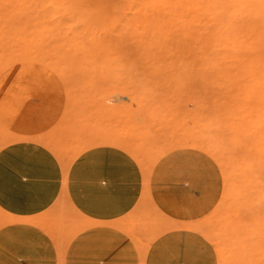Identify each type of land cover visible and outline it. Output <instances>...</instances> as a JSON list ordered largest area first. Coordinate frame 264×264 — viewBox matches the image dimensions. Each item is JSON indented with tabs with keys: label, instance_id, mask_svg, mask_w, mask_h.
<instances>
[{
	"label": "bare ground",
	"instance_id": "obj_1",
	"mask_svg": "<svg viewBox=\"0 0 264 264\" xmlns=\"http://www.w3.org/2000/svg\"><path fill=\"white\" fill-rule=\"evenodd\" d=\"M5 1H7V0H5ZM18 1V0H17ZM15 2V0H14V2H13V4L14 3H17L18 4V2ZM20 1H22V0H20ZM20 1H19V3H20ZM33 0H31V2H32ZM34 1H40V0H34ZM47 2V4L50 2V6L51 5H53L54 6V9H55V12L57 11H59V10H62L64 13L65 12H67L66 10H69V12H67V13H71V15H73L72 14V12H73V6H75V5H77V6H80V8L81 7H83V6H81L82 4H85V3H88L89 2V4H91L92 2H95L96 4H91L92 6V9L94 8L93 6H96L97 4H99V2H103V1H112L113 3H119V1L120 2H122V5H124V7H123V9L124 10H121L122 9V5L121 4H119V5H116V4H114V6L116 5V6H119V7H116L115 6V8L113 7L112 9H113V11L111 10V7L109 8V7H107V8H109L110 10L108 11L107 9H105L106 8V5H105V7L104 6H102L101 4V6L103 7L102 9L101 8H98L99 6H96L95 8L96 9H101V11L103 12V10H105V12H103L102 13V15L101 14H99L97 11L95 12V10L93 9V11L91 12V13H93V15H94V13H96V17H94V16H92V15H90V16H92V18H97V19H100V21L99 20H96V21H98V22H100L101 24L103 23V21H105V20H103L102 22H101V20L102 19H105L104 17H103V15H106V21L108 22V17L110 18V16H111V14H113V12H114V9H115V12L116 11H118L119 9L123 12V15H124V11L125 10H127V9H129V7H127V4L125 5V3L124 2H129L130 4L132 3V5L134 6L135 4H137V6H140L139 7V9L137 10V12L135 11L137 8H135V6L134 7H132L131 5V8H134V9H130L131 11H133L134 10V13L133 12H131V13H129L131 16H127L128 18H129V21L127 20V18H126V16H123L122 15V17L124 18H126V19H123V18H121V20H125V22H126V24H128L129 25V23L131 24V23H133V22H135L133 25H134V27H136V28H140V26L138 25V27H137V25L135 26V24H137L136 22L139 20V22H141V21H143L144 20V22H145V18L144 17H147V16H149V17H151V20L150 19H148V24H150L149 26H147V27H143V28H145L146 30L147 29H149V28H151V26H153L152 28L153 29H155V31L153 32V34L151 35V36H149V35H146L147 33H145V32H143V34L144 35H146L147 37H145L144 38V35L143 34H141V35H143V38L145 39H141V41L143 40L144 42H141L142 44H143V47L141 46V49H143V51H141V50H139L140 48H138V47H140V45L138 44V43H136L137 45V48L138 49H136L135 48V45H131L130 43L131 42H125L124 41V45H125V43L126 44H128V46L127 45H125L124 47L122 46L123 44H120V39H122L121 37H120V35H118V34H116V35H114V36H112V38L110 37V38H108L107 37V39L106 38H104L105 40H107V42H109L107 45H105L106 47H110V48H108L107 50H109V51H107L108 53H109V55L108 56H110V54H112V53H110V52H112L113 50L112 49H114V48H116L115 47V45H117V48H119V46H118V43H119V45L122 47V49H123V51H127V50H125V49H127V47H128V50L131 52V47L132 48H134V49H136V50H138V52L135 50V52H134V54L136 53L137 55H138V53L140 52H143L142 53V55L140 54V55H138V57L139 56H141V58L143 57V58H151L150 59V61H148L147 59V61L148 62H150V63H152V60H153V58L154 57H156V55L157 54H159V55H157V56H159L160 57V53L159 52H161V54H162V52H165V53H167L168 51H169V56H168V54L166 55L167 57H170L171 56V52H174L173 53V55H175V53L177 52V50L179 49L181 52L182 51H184L185 53H186V55H184V59H182V60H185V63H186V61L189 59V58H191V59H189V63H187V64H189L188 66L189 67H192V69H190V74H191V76H195V81H192L191 79V82H195V87H191V89L189 90V94H187L188 95V100L185 102L186 103V105L187 106H189V103H191V104H195L197 107H199V108H197L198 110L201 108V109H204L203 108V106L202 105H204V103H207L208 102V98H209V92L207 91V90H204V86H203V84L205 85V82L207 83V79H208V77L210 78V76H212V73H214L215 72V74H213V75H216L217 74V76L216 77H219L218 75H220V77L222 78V80L223 79H225V80H229L230 81V83H233L232 82V80H234V84H235V86H232V84H230V86L232 87V89H231V91L233 90L234 92L233 93H231L230 95H231V99H233L232 101L230 100V102H233V101H235L234 103L236 104V105H238V106H240L239 104H241V102L242 103H245L244 105H246V104H248V108H247V106H246V110L247 109H249L248 111H247V114L249 115V116H252V115H250L249 113H252V109H251V104L253 103V101H256V102H254L253 103V105H254V108H255V106H256V112L255 111H253V113L255 114H257V117H256V119H257V121H256V119L254 120L253 119V121H252V118H250L249 116H247V117H249L250 119H249V121L248 120H245V119H243V118H245L246 117V115H242L243 117H239L241 120H245V122H249V124H250V122L253 124V125H255V126H258V129H259V132H260V136H259V143H261L260 144V148L258 149V150H256V153H254V154H256V156H255V158L253 159V161L252 162H250L249 160H248V162H250V163H248L247 161H245V159L243 160V161H245V162H247V163H245L244 165H242L241 163L243 162V161H241V163H238V165L240 164V166H238L237 164L236 165H234L233 163H232V161H230L231 159H232V157L234 156V155H232L233 153V150H232V147H235V146H237L238 147V144L240 145V143L239 142H237L236 140L234 141V139L236 138V133H234L235 135H234V138H233V134H231V133H229V134H231V137H230V135L227 133V134H223L224 132H226V130L228 131L229 129H226V127L227 126H233L234 124H233V122L231 123L232 125H227V124H222L221 122L220 123H218L219 122V119H217L218 120V124H220L221 126H220V129H223V126H225V125H227L224 129H225V131H221L219 128H218V133L217 132H215L216 130H217V127H215V128H213V129H211V127H212V125L214 126V123H216V122H214L213 123V120H212V122H211V124L209 125V127H210V131H212V132H208V131H201V134H202V137H200L201 136V134L200 135H198V132H200L199 130H201V129H199V128H197V129H199L198 130V132L197 131H195V132H197L196 133V135H195V133H194V131H193V129H192V131H193V133H194V135H192V134H190V133H188L187 134V131L189 130L188 128L190 127L191 128V124L188 126L187 124H186V126H188L187 127V131L184 133H181L182 131H185V130H182L183 128H184V125L185 124H183V127L182 128H180L179 129V127H177L178 125H176L174 122H170L171 120L173 121V119H175V118H172L171 120H169V122L170 123H168V124H166V125H169V124H175V126L177 127V131L179 132V131H181V132H179V133H177V131L175 130V134H174V130L173 131H171V132H173V133H171L170 131H168V129H167V131H166V129H165V127H164V124H161L162 125V128L164 127V129L165 130H163V129H161L160 127H159V131L160 132H158V129L157 130H153V129H151V128H155L156 129V127H152V126H154V125H150L149 126V129H151V130H149V129H147L146 128V125H145V123H147V125H148V122L147 121H149V120H151V118H149L148 116H149V114H150V106H152V105H148V104H142L141 102V104L140 105H138L137 103L136 104H133L134 106L136 105V108H137V105L139 106L138 108H139V110H141L142 111V113H141V111H140V113L142 114H140V113H137V114H140V116H142L141 118L140 117H138V115H136V114H133V116H130V117H127L128 116V114L130 115L131 113H126V111L123 109V108H120L122 111H125V113L126 114H122L121 116H125V115H127V116H125V120H123V124H125V121H126V123H128V125H126V128H124L123 127V129H125V132H124V134H117V131H113L112 132V128H110V131L111 132H108L109 131V129H108V131H106L107 130V128H108V126L106 127V129L104 130V128L103 127H100L102 124L104 125V127H105V119H103L104 120V123L102 122V121H100L101 119H99V121H98V119H97V124H98V122H102V124L101 125H98L100 128H103V129H100L98 126V128L100 129V130H96V129H94V128H96V126L95 127H93L92 125V127H93V129L94 130H96V132H94V133H86V132H88L87 131V129L89 130V128L91 129V127L89 126L87 129H86V132L85 131H81L80 129H82V128H80V129H78L79 131H75L74 133L73 132H71V133H73V134H75L76 133V135H74V136H69L68 137V131H67V135L66 136H62V135H60V133L58 134L61 138L63 137V138H65V139H63V140H61V142L59 143V142H57V141H59L58 140V138H57V135H53V133H55L56 134V131H60V130H56L55 129V131L53 132V133H51L52 135H51V137L53 136V137H55L54 139H57V140H55L57 143H55L52 139H49V138H47V136L44 134H40L39 132H41V131H43V128H44V126H43V128H42V130H40V129H38V130H40L39 132H36V131H33L32 129H22V127H21V129H19V131H17V129L19 128V126L21 125V123L20 122H17L18 124H20V125H18V124H15L16 126H17V128L15 127V129L13 130V131H17V133H16V131H15V134L16 135H12V132H11V135L10 134H8V135H10V137H8V140H5L6 138L4 137V136H6L7 134H4V133H2L3 132V130L1 129L0 130V147H3V145L5 146V144H7V143H9V142H11V141H15V140H21V139H31V140H36V141H38V142H41V144H43V145H45L46 147H48L50 150H51V152L53 151V153L55 154V156H57V158H58V160H59V162H60V164H61V166H62V170H63V173H64V175H66V173H67V169H68V167H69V165H70V163H71V161L78 155V154H80V152L81 151H83L84 149H86V148H88V147H91V146H94V145H97V144H108V145H114V146H117V147H119V148H121V149H123L124 151H126V152H128L136 161H137V163L139 164V166H140V168H141V170H142V173H143V191H142V194H140L141 195V197L139 198V201L137 202V204L135 205V207L130 211L131 212V215H132V213H134L136 210H137V208L140 206V204H142L145 200H148L150 203H151V205H152V207H153V210L155 211V213L156 214H158V215H160L161 217H163L164 218V220L159 224V226L158 225H156V224H153L149 229H147V231L145 232V242L143 243L142 241H141V239L139 238V237H134V236H132L130 233V231H131V229L132 228H134L135 227V225L133 224V225H131V224H128L129 222H128V220H129V218H130V216H129V214H130V212H129V214H126L125 216H123V217H120V218H117V219H114V220H109V221H101V220H95V219H91V218H89V217H87V216H85V215H83L81 212H79L73 205H72V203L67 199V196L65 195V192H61V194L59 195V197L57 198V200H56V202L54 203V205L52 206V207H50L49 209H47V210H45V211H43V212H40V213H38V214H35V215H29V216H25V215H14V214H11V213H8L7 211H5V210H3L1 207H0V234H1V241H2V243L3 244H5V245H7L8 247L10 246V247H16V246H23V247H26V250H25V252H26V254H27V256L24 258L25 260L23 261V263H21V264H35V262L33 261V260H35V258H38V257H43V256H45V255H47L48 254V252H46L45 250H46V248H45V246H47V245H56L57 243H58V240H60L59 238H57L56 237V234H55V230H54V227H50L51 225H48L51 221H52V219L54 218V217H59V221L61 220V218H62V221H63V225H64V222L66 221V220H64L63 219V217L65 218L66 217V215H67V213H65V216L63 215V213H61V211H63V208H62V206H61V203L62 202H64V203H66V205H67V207H68V212L70 213V214H72V215H74L75 216V218H78V221L76 222V223H73L72 221H70V223H72V228H71V230H69L70 232H69V235H68V239H67V242L69 243L70 241H72V240H74L75 242H78V241H80L81 240V242H83V244H82V247L79 249V250H81V252L82 251H85V252H90V251H95L98 255H101V259L99 260L100 262H102L103 264H144V259H145V255H146V252H147V249H148V247H149V244H150V242L153 240V239H155L160 233H162V232H164L165 230H167V229H170V228H173V227H188V228H191V229H193V230H196V231H198V232H200L204 237H206L211 243H212V245H213V247L216 249V258H217V264H264V0H46ZM49 1V2H48ZM115 1V2H114ZM11 2V1H10ZM9 2V3H10ZM26 2H28V3H26ZM25 3L27 4V6L29 5V1H26ZM42 3H40V4H42V7H43V4H45V3H43V2H45V1H41ZM1 3H3V0L2 1H0V5H1ZM8 3V2H7ZM23 3H24V1H23ZM24 3V4H25ZM34 3V2H33ZM32 3V4H33ZM37 2H35V4H36ZM113 3L111 4V5H113ZM134 3V4H133ZM25 4V5H26ZM32 4H30L29 6L30 7H32L31 5ZM34 4V6H33V8H36V10H37V8L38 7H40V4H38V7L36 6ZM89 4H86V5H89ZM8 5V4H7ZM15 5V4H14ZM19 5V4H18ZM21 5V4H20ZM19 5V6H20ZM23 5V4H22ZM46 5V4H45ZM129 5V4H128ZM11 6V5H10ZM25 7V10H26V8H29V11H31V9L32 8H30V7ZM36 6V7H35ZM48 6V5H47ZM46 6V7H47ZM53 6H52V8H53ZM108 6V5H107ZM15 7H17V6H15ZM45 7V8H46ZM91 7L90 6H88V8H85V5H84V11H83V13L85 12V9H86V11L88 10V9H91ZM121 7V8H120ZM127 9H126V8ZM3 8H5V7H3ZM11 8V7H10ZM22 8V7H21ZM45 8H44V10H45ZM50 8V7H49ZM48 8V9H49ZM79 8V9H80ZM118 10H117V9ZM17 9V8H16ZM19 9V8H18ZM24 8H22V10H23ZM43 9V8H42ZM47 9V8H46ZM54 9H52V10H54ZM25 10H23V11H25ZM28 10V9H27ZM32 10H34L35 11V9H32ZM51 10V9H50ZM50 10H49V15L51 14V13H54L53 11H51L50 12ZM75 10V9H74ZM82 10V9H81ZM107 10V11H106ZM148 10H152L151 12L150 11H148ZM12 11V10H11ZM20 11H21V9H20ZM23 11H21L22 12V15H23ZM28 11V13L31 15V16H29V14H28V17H32V14L34 13V11H33V13L32 12H29ZM42 10H39L38 12H41ZM46 11V10H45ZM90 11V10H89ZM88 11V12H89ZM100 11V10H99ZM121 11H120V13H121ZM143 13H142V12ZM3 12V11H2ZM17 12H19V11H17ZM21 12L19 13V14H21ZM81 13H82V11H80ZM80 12H77V10L75 11V14H74V16L76 15L77 16V14H80L81 15V13ZM107 12V13H106ZM112 12V13H111ZM145 12V13H144ZM149 12H150V14H151V16H150V14H149ZM3 13H5V11L3 12ZM13 13L15 14V12H14V10H13ZM27 13V12H26ZM32 13V14H31ZM35 13H37V11L35 12ZM46 13H48V11L46 12ZM60 13H61V11L59 12V15H60ZM91 13H89V14H91ZM18 14V15H19ZM24 14H25V12H24ZM43 14H45V13H43ZM43 14H42V12H41V15L43 16ZM57 14V13H56ZM55 14V15H56ZM97 14H99L100 16L99 17H103L102 19L101 18H98L97 16ZM115 14V13H114ZM113 14V15H114ZM122 14V13H121ZM135 14H137L136 16H135ZM149 14V15H148ZM154 14V16L152 17V15ZM0 15H1V11H0ZM6 15V14H5ZM8 15H10V16H12V14H8ZM38 15H39V13H38ZM38 15H37V17H38ZM62 15V14H61ZM60 15V16H61ZM66 15V13L64 14V16ZM70 15V14H69ZM68 14L66 15V18L69 16ZM70 15V16H71ZM108 15H110V16H108ZM112 15V17L113 18H111V19H113L112 21H115L114 20V18L116 19V17L118 18V15H117V13L115 14V16H113ZM117 15V16H116ZM144 15V16H143ZM2 16V18H3V15H1ZM0 16V17H1ZM9 16V17H10ZM16 16V15H15ZM27 16V15H26ZM54 15H52V16H50L51 18L53 17ZM64 16H62V17H64ZM69 16V17H70ZM75 16V17H76ZM79 16V15H78ZM87 15H86V13H85V16H84V14L82 15V17L84 18V17H86ZM89 16V15H88ZM121 15H119V17H120ZM142 16L144 19H142V18H140V17ZM175 16V17H174ZM178 16H179V18H180V21L179 22H173V21H175V19L177 20L178 19ZM24 17H25V15H24ZM27 17V18H28ZM34 18H35V15L33 16ZM33 17H32V20L33 21H36V19L34 20L33 19ZM36 17V18H37ZM40 17V16H39ZM38 17V19L40 20H42V22L43 23H45V22H48L49 20H48V14H47V20H44L43 21V17H41V18H39ZM45 17H46V15H45ZM50 17H49V19H50ZM55 17V16H54ZM69 17H68V21L65 19V17H64V21L66 20L67 21V23L68 22H72V20L71 21H69ZM71 17H73V16H71ZM81 16H79L78 18L79 19H81L80 18ZM134 17L136 18V19H134ZM149 17H147V18H149ZM6 18V17H5ZM11 18V17H10ZM16 18H17V16H16ZM15 18V19H16ZM27 18H25V19H27ZM57 18H60L59 16H57ZM82 18V20L80 21V23L81 22H83L84 21V19ZM90 17H87V20L89 19ZM131 18V19H130ZM132 18H133V20H132ZM137 18H139L138 20H137ZM20 19V18H19ZM19 19H17V20H19ZM30 19V18H29ZM37 19V20H38ZM46 19V18H45ZM55 18H53V20H54ZM73 19V18H72ZM111 19H109V20H111ZM140 19H142V20H140ZM152 19H154V20H152ZM0 20H2V19H0ZM12 20V19H11ZM20 20H23V16H22V19H20ZM74 20V22L75 21H77L76 20V18L75 19H73ZM86 20V21H87ZM118 20V19H117ZM116 20V21H117ZM132 22H131V21ZM135 20V21H134ZM137 20V21H136ZM147 20V19H146ZM150 20V21H149ZM3 21V20H2ZM15 21V20H14ZM13 21V23L14 24H18L19 25V22L18 23H16V21L14 22ZM30 21H31V19H30ZM52 21V20H51ZM55 21V20H54ZM60 21V20H59ZM62 21V20H61ZM111 21V22H112ZM22 22V21H21ZM32 22V21H31ZM38 22H40L41 24H42V22L41 21H38ZM37 22V23H38ZM56 22H57V24L55 23V22H53V26H54V24H56V25H58L59 26V24H58V21L56 20ZM85 22V21H84ZM83 22V25H85V24H87V23H84ZM110 22V21H109ZM108 22V23H109ZM117 22H120V24H121V26L118 24V26H117V28L119 29L120 27H121V29L123 28V26L125 25V27H124V30L123 31H128L129 33H132V32H134V33H132V34H137V31L136 30H139V29H136L135 28V30L133 31L132 30V24L128 27V26H126V24L125 23H123L122 21H120V20H118ZM147 22V21H146ZM6 23H7V21H6ZM10 23V22H9ZM9 23H7V25H9ZM25 23V22H24ZM23 23V24H24ZM32 23H34L33 25L35 26V22H32ZM48 23H51L50 21L48 22ZM61 23V27H62V25H64L62 22H60ZM65 23V22H64ZM69 23V24H70ZM73 23V22H72ZM72 23H71V25H72ZM78 23V22H77ZM95 23V22H94ZM113 23V22H112ZM111 23V24H112ZM115 23V22H114ZM113 23V24H114ZM123 23V24H122ZM142 23V22H141ZM0 24H1V22H0ZM11 24V23H10ZM27 24V23H26ZM30 25H31V23H29ZM88 24H89V22H88ZM91 24V23H90ZM89 24V26H87L86 25V30H87V28L89 27V28H91L92 27V25L93 24H91L90 25ZM109 25L110 26V28H108L107 26H106V28H107V30H109V31H112L111 33H119L118 31L120 30L121 31V29H119V30H117V28H115V27H112V25ZM116 24V23H115ZM13 25V24H12ZM28 25V24H27ZM29 25V26H30ZM39 25V24H38ZM45 25L47 26L48 24H46L45 23ZM44 25V26H45ZM74 25H76V24H74ZM80 25H82V23L80 24ZM80 25H79V23H78V25H77V27H79L78 28V30H76V26L74 27V29L76 30H74V32H78L79 31V29H81V27H80ZM97 25V24H96ZM123 25V26H122ZM22 26V25H21ZM49 26H50V24H49ZM48 26V27H49ZM65 26H67L66 24H65ZM70 26V25H69ZM94 26V25H93ZM101 26V27H100ZM100 26H98V27H100L99 29L96 27L95 29H98L97 31L99 32L100 31V29H102V26H104L105 27V24L103 25H100ZM120 26V27H119ZM5 27V26H4ZM56 27V30H59V28L60 27H57V26H55ZM83 27V26H82ZM103 27V28H104ZM111 27L113 28V30H111ZM6 28V27H5ZM8 28H10V27H8ZM13 29H14V27H12ZM28 28V27H27ZM35 28H39V26H37L36 25V27ZM34 28V29H35ZM40 28H42L41 26H40ZM39 28V29H40ZM46 28V27H45ZM44 27H43V29H44V32H45V30H47V29H45ZM50 28V27H49ZM48 28V29H49ZM58 28V29H57ZM64 28H66V27H64ZM69 28V27H68ZM83 28V29H84ZM105 28V29H106ZM115 28V29H114ZM126 28H127V30H126ZM129 28H131V31L132 32H130V29ZM2 29V28H1ZM21 29H22V27H21ZM24 29V28H23ZM26 29V28H25ZM24 29V30H25ZM29 29H30V27H29ZM33 28L31 29V30H34ZM51 29V28H50ZM50 29H49V32L50 33H52L51 31H50ZM67 29V28H66ZM70 29V28H69ZM68 29V30H69ZM85 29H84V31H85ZM93 30L92 31H94V27L92 28ZM104 29V30H105ZM140 29H142V28H140ZM3 30V29H2ZM38 30V29H37ZM55 29L53 30V31H56ZM61 30V29H60ZM59 30V31H60ZM67 30V31H68ZM90 30V29H89ZM106 30V31H107ZM114 30H117V32H113ZM143 30V29H142ZM142 30H139V31H142ZM18 31V30H17ZM21 31V30H20ZM26 31V30H25ZM28 31V30H27ZM42 31V30H41ZM83 31V30H82ZM82 31H80V34H81V32ZM83 31V32H84ZM91 30H90V32H88V31H85L84 33L86 34V32H88L89 34L92 32ZM123 31H122V33H123ZM1 32V31H0ZM4 32H5V30H4ZM12 32H13V30H12ZM16 32V31H15ZM28 32H30V31H28ZM35 32H36V30H35ZM39 32V31H38ZM48 32V31H47ZM63 31H60L59 33H62ZM71 32H72V30L71 31H69V33H68V35L70 34V35H72L71 34ZM74 32H72L73 33V35H72V37H74V38H70V40H68L69 42H71L73 39L74 40H78V38L81 36H79V34H77V36H79V37H77L76 36V33H74ZM95 32V31H94ZM108 32V31H107ZM16 33H19V31L18 32H16ZM21 33H23V32H21ZM25 33V32H24ZM24 33L22 34V35H24ZM105 33V32H104ZM103 33V34H104ZM110 33V32H109ZM7 34V33H6ZM14 33H12V35H13ZM27 34V33H26ZM41 34H42V32H41ZM53 34H55V35H57L56 33H53ZM62 34H64V32L62 33ZM65 34H66V32H65ZM83 34V33H82ZM89 34H86V35H89ZM103 34H101V35H103ZM131 34V35H132ZM138 34H140V33H138ZM137 34V35H138ZM11 35V36H12ZM18 35V34H17ZM21 34H20V36L19 37H21L22 36ZM47 35V34H46ZM61 34H59V36H60ZM93 35V34H92ZM92 35H90V36H92ZM105 35V34H104ZM124 35V34H123ZM194 35V36H193ZM5 36V35H4ZM10 36V35H9ZM15 36V35H14ZM35 36V35H34ZM39 36H41L40 34H39ZM67 36V35H66ZM77 38H76V37ZM89 36V37H90ZM98 36V35H97ZM97 36H95V37H97ZM115 36H117V37H120L119 39L118 38H114ZM125 36V35H124ZM128 36V35H127ZM130 36V35H129ZM140 35H138V37H139ZM38 37V36H37ZM45 37V36H44ZM44 37H41V39H40V41H38V42H35L34 41V37H33V35H31V34H29V35H25V37H21L20 38V40H19V42L22 44V45H24V46H26V47H30V48H32V50L33 51H35V50H37V49H39V46H41V45H43V40H42V38H44ZM69 37V36H68ZM82 37H83V35H82ZM81 37V39H83L84 40V38H82ZM93 37H94V35H93ZM100 37H102V36H100ZM158 37V41H159V44H158V46L156 47L155 45H157L156 44V41L154 40L155 38H157ZM180 37L182 38V39H180ZM65 38V37H64ZM67 38V37H66ZM86 38H88V37H86ZM99 38V37H98ZM114 38V39H113ZM142 38V37H141ZM146 38H147V40H146ZM162 40H161V39ZM1 40H0V70L2 71L3 70V65H4V61H6L5 60V58H4V51H3V49L4 50H7V49H5L6 47H4V48H2V46L4 45V41L3 40H6L7 39V37H6V39H5V37H4V39H3V35H2V37L0 38ZM45 39H47V38H45ZM44 39V40H45ZM62 39V38H61ZM61 39L59 40V41H61ZM68 39V38H67ZM67 39H65V41L67 40ZM72 39V40H71ZM80 39V38H79ZM108 39H110V40H108ZM131 39H135V37L134 38H131ZM131 39L129 40V41H131ZM160 39V40H159ZM193 39H195V40H193ZM13 40V39H12ZM16 40V39H15ZM38 40V39H37ZM53 40H54V42H52V43H57L58 42V40H56V38H54L53 37ZM52 40V41H53ZM64 40V39H63ZM76 40V41H77ZM93 40H94V38H93ZM92 40V41H93ZM116 40H119V41H117L116 42V44H114L115 43V41ZM123 40V39H122ZM140 40V39H139ZM181 40V41H180ZM7 41H9V39L7 40ZM10 41H11V38H10ZM80 41V40H79ZM78 41V42H79ZM88 41H89V39H88ZM96 41V40H95ZM97 41H99V39L97 40ZM101 41V40H100ZM111 41V42H110ZM113 41V42H112ZM134 41V40H133ZM160 41H164V42H166V44L167 45H169V47L167 46V45H162V46H159L160 45ZM19 42H18V44H19ZM50 42V41H49ZM64 43V41H61V43ZM69 42H67V43H69ZM80 42H82V41H80ZM79 42V43H80ZM102 42H104V41H102ZM134 42H136V40L134 41ZM138 42V41H137ZM17 43V42H16ZM60 42H58L57 43V45H60L59 44ZM62 43V44H63ZM66 43V42H65ZM78 43V44H79ZM83 43H85V45H86V51H85V49H84V51L85 52H87V49L88 48H92V47H90V46H92V45H95V44H91V43H88L87 41H83ZM86 43H88V44H86ZM93 43V42H92ZM101 43V42H100ZM122 43V42H121ZM9 44H10V42H9ZM15 44V43H14ZM17 44V45H18ZM49 44V43H48ZM69 44H75L74 43V41H73V43H69ZM69 44H65V45H68V46H70ZM106 44V43H105ZM114 45V47H112L113 45ZM141 44V45H142ZM153 44H155V45H153ZM177 45V47H179V48H175V49H177L176 50V52L175 51H173V45ZM72 45V46H73ZM76 45V44H75ZM74 45V47H76V49H77V46H75ZM85 45H84V47H85ZM89 47H88V46ZM104 45V44H103ZM175 45V46H176ZM212 45H215L214 46V50H213V48H211V47H213ZM220 46L219 48L217 47V46ZM8 46V45H7ZM19 46V45H18ZM17 46V47H18ZM72 46H70L71 48H74V47H72ZM81 46V45H80ZM83 46V45H82ZM99 45H97V48H101L100 46L98 47ZM127 46V47H126ZM165 46V47H164ZM21 47V46H20ZM46 47V46H45ZM61 47V46H60ZM60 47H59V49H60ZM88 47V48H87ZM94 47V46H93ZM121 47H120V49H121ZM162 47H164V48H166V49H164V48H162ZM13 48V47H12ZM29 48V49H30ZM51 48V47H50ZM58 48V47H57ZM63 48H64V46H63ZM78 48H79V46H78ZM18 49V48H17ZM24 49V48H23ZM44 49V48H43ZM52 49H53V47H52ZM94 49V48H93ZM93 49H91V50H93ZM95 49H96V47H95ZM120 49H118L119 51V55H118V57L117 58H121V55L122 54H120V52L121 53H124V52H122ZM168 49V50H167ZM184 49V50H183ZM198 49V50H197ZM66 50V49H65ZM104 49H102L101 51L103 52V57H104V51H103ZM105 50H106V48H105ZM115 50V49H114ZM164 50V51H163ZM178 50V52H180ZM20 51H22V50H20ZM24 51L25 52H29V51H26L25 49H24ZM38 51V50H37ZM40 51L41 50H39V53H40ZM44 51H45V49H44ZM46 51H49L48 50V48L46 49ZM53 51H54V49H53ZM52 51V52H53ZM57 51L59 52V50L57 49ZM72 51H74L73 49H72ZM96 51H98V49H96ZM95 51V53H97ZM100 51V50H99ZM100 51V56L102 55V52ZM129 51H127L128 53H125V54H127V56H128V54H129ZM171 51V52H170ZM4 52V53H3ZM14 52H16V51H14ZM25 52H22L23 54L25 53ZM42 52L43 51H41V55H42ZM66 52H67V50H66ZM76 52H78V51H76ZM80 52V51H79ZM84 52V53H85ZM89 52V51H88ZM92 52V51H91ZM114 52V51H113ZM117 51H116V54L118 53ZM177 52V53H178ZM181 52L179 53L180 55H181V57H182V54L184 53H182L181 54ZM30 54H28V55H23L24 57L26 56H28L27 58H31V52H29ZM33 53V52H32ZM37 53V52H36ZM46 52H44V54H45ZM47 53H49V52H47ZM51 53V52H50ZM56 53V52H55ZM55 53H53V54H55ZM62 53V52H61ZM64 53H65V51H64ZM72 53V52H71ZM81 53V52H80ZM84 53H81V57H82V55H84ZM94 53V52H93ZM105 53H106V51H105ZM165 53H163L162 54V57H164V59H166L165 58ZM12 54H14V53H12ZM16 54V53H15ZM14 54V55H15ZM26 54V53H25ZM44 54L42 55V56H44ZM52 54V53H51ZM74 54V53H73ZM77 54V53H76ZM76 54L74 55L75 57H73V58H76ZM87 54V53H86ZM90 54V53H89ZM97 54H99V53H97ZM116 54H114V55H116ZM179 54H176V58H173L172 56V60H176L177 61V55H179ZM223 54V55H222ZM9 55V54H8ZM13 55V56H14ZM36 56L38 55V54H35ZM40 54H39V56H38V58L41 56ZM46 56H47V54H45ZM130 55V54H129ZM132 55V54H131ZM137 55L135 56L134 55V57H131V58H135V59H133L134 61L133 62H135V60H136V62H141V61H138V59H140V58H138L137 59ZM222 55V56H221ZM12 56V55H11ZM13 56L11 57V59L13 58ZM18 56H19V54H18ZM30 56V57H29ZM36 56H35V58H36ZM59 56V55H58ZM57 56V57H58ZM100 56L99 57H97V58H100ZM123 56H124V54H123ZM33 57H34V55H33ZM32 57V58H33ZM78 57V56H77ZM80 56L77 58V59H80L81 58ZM94 57H95V54H94ZM93 57V58H94ZM115 57V56H114ZM114 57H112V58H114ZM162 57H160V60H162ZM178 57H180V56H178ZM180 57V58H181ZM20 56H19V60H20ZM31 58V59H32ZM34 58V59H35ZM47 58V57H46ZM49 58V57H48ZM53 58V57H52ZM61 58V57H60ZM91 58V57H90ZM96 58V59H97ZM101 58H102V56H101ZM111 58V56L107 59L106 58V60H108V62L109 61H111V62H113L114 61V59L116 58H114V59H110ZM116 58V59H117ZM128 59V61L125 59V58H123V62H124V60L126 61V62H128L129 63V66H130V64H131V58H129V56L127 57ZM157 58V57H156ZM156 58H155V60H156ZM11 59H9V60H11ZM41 59V58H40ZM43 59H45V58H43ZM42 59V62L44 61ZM58 59H59V57H58ZM69 59V58H68ZM68 59H65V60H67L68 61ZM95 59V58H94ZM105 59V58H104ZM115 59V60H116ZM122 59V58H121ZM120 59V60H121ZM159 59V58H158ZM19 60H18V62H19ZM51 60H53V59H51ZM54 60H56V59H54ZM61 60H62V58H61ZM64 60V61H65ZM82 60V59H81ZM84 60V59H83ZM89 60H91V59H89ZM101 60V59H100ZM106 60H105V62H106ZM160 60H157L158 62L160 61ZM167 60H168V58H167ZM169 60H171V59H169ZM172 60L169 62V63H173L172 62ZM179 60H181V59H179ZM12 61V60H11ZM10 61V62H11ZM15 61V60H14ZM22 61H24V62H22ZM22 61H20L19 62V64H16V65H21V64H23L24 63V65H26V63L28 62V61H26V60H22ZM32 61V60H31ZM39 61V60H38ZM37 61V62H38ZM63 61V62H64ZM66 61V62H67ZM103 61V60H102ZM118 61H119V59L115 62V64H119V63H121L122 64V68H127L126 67V65L128 66V64H126L125 66H124V64H123V62H122V60L121 61H119V63H118ZM146 61V64L145 65H150V63L149 64H147L148 62ZM157 61L155 62L154 60H153V64L154 63H156V64H158L157 63ZM15 62H17V61H15ZM14 62V63H15ZM26 62V63H25ZM33 62V61H32ZM52 62V61H51ZM78 62H81V61H78ZM97 62V61H96ZM100 62V61H99ZM104 62V61H103ZM133 62H132V64H131V66H133V65H135V64H133ZM143 62H145V61H143L142 60V62H141V64L143 63ZM165 62H166V60H165ZM40 64H41V62H39ZM38 63V64H39ZM58 63V62H57ZM88 63V62H87ZM98 63V62H97ZM107 63V62H106ZM161 63V62H160ZM158 64V65H155V67H154V69H155V74L157 75V76H161V69H164V68H161V67H163L164 65L161 63V64ZM169 63H167V64H169ZM178 63H179V61H177V65H178ZM6 64H7V62H6ZM32 64H34V63H32ZM43 64H45V63H43ZM53 64H54V62H53ZM94 64V63H93ZM103 64V63H102ZM102 64H100V66H98V64L96 65L97 67H100V69H98V68H96V66L94 67V68H90V69H94V71H98L101 75H103V73H101V65ZM114 64V65H115ZM140 64V65H141ZM152 64V65H153ZM174 64V63H173ZM172 64V65H173ZM184 64V63H183ZM180 65L179 67V69H182V70H184V69H187V64L185 65L186 66V68L184 67V65ZM197 64H199L198 66H200L199 68H195V65L197 66ZM223 64V66H221V68H220V65H222ZM10 65V64H9ZM14 65V64H13ZM13 65H12V67H13ZM63 65H65V64H63ZM89 65H91V64H89ZM108 65H110V63L108 64ZM108 65H106V67L108 66ZM163 65V66H162ZM171 65V64H170ZM175 65V64H174ZM177 65L175 66V67H177ZM219 65V66H218ZM7 66V65H6ZM28 67H29V64L27 65ZM30 66H31V64H30ZM36 66H37V64H36ZM48 66V65H47ZM55 66H58V64L57 65H55ZM80 66H81V64H80ZM84 66H86V64L85 65H83V67ZM88 66V65H87ZM103 68H106L105 67V63L103 64ZM119 66V65H118ZM124 66V67H123ZM136 66V65H135ZM151 66V65H150ZM149 66V67H150ZM169 66V65H168ZM8 67V69H12V67L11 68H9V66H7ZM6 67V68H7ZM14 67H16L15 65H14ZM14 67H13V69L12 70H7V73L9 74H11L12 75V72H14L15 70H14ZM25 67V66H24ZM23 66H21V68L23 69L24 68ZM41 67V66H40ZM43 67V66H42ZM77 67V66H76ZM82 67V68H83ZM120 67V66H119ZM148 67V68H149ZM166 68H167V65L165 66ZM171 67V66H170ZM174 67V66H173ZM174 67V68H175ZM17 68H20V67H18L17 66ZM26 68V67H25ZM34 68H36V67H34ZM48 68V67H47ZM52 68H53V66H52ZM55 68V67H54ZM63 68V67H62ZM72 68V67H71ZM95 68H96V70H95ZM111 68H113L112 66H111ZM110 68V69H111ZM124 68V69H125ZM131 68V67H130ZM129 67H128V70L130 69ZM143 68H145V66L143 67ZM152 68V67H151ZM169 68V67H168ZM167 68V69H168ZM174 68H172L171 70L173 71L174 70ZM4 69H5V66H4ZM33 69V68H32ZM59 69V68H58ZM76 69H78V68H76ZM84 69H86L85 67H84ZM83 69V70H84ZM108 69V68H107ZM121 69V68H120ZM119 69V70H120ZM133 69H135V68H131V71H130V74L132 75L134 72H132V70ZM136 69H137V66H136ZM142 68H138V70H141ZM146 69H147V67H146ZM178 69V75H180V77H181V73L182 74H184L185 75V73H186V71L184 70L183 72L181 71V70H179ZM6 70H4V73H5V75L7 74L6 73ZM20 70V69H19ZM38 70V67H37V69H35V71H37ZM49 70H50V68H49ZM48 70V71H49ZM80 70H81V67H80ZM88 70V69H87ZM87 70H86V72H87ZM114 70H116V67H115V69ZM126 70V69H125ZM137 70V71H138ZM148 70V69H147ZM146 70V71H147ZM152 70V69H151ZM176 70H177V68H176ZM188 70V69H187ZM8 71H12V72H8ZM24 71V70H23ZM41 71H42V69H41ZM41 71L39 70L38 72V78H39V75H40V73H41ZM64 71V70H63ZM77 71V70H76ZM85 71V70H84ZM104 71H106V69L104 70ZM104 71H102V72H104ZM123 71V70H122ZM150 71V70H149ZM154 71V70H153ZM164 71V70H163ZM162 71V72H163ZM167 71V70H166ZM179 71H181V73L179 72ZM206 72V73H202V72ZM16 72V71H15ZM14 72V73H15ZM30 72H32V71H30ZM55 72V71H54ZM59 72V71H58ZM57 72V73H58ZM74 72H75V69H74ZM81 72H83V71H81ZM108 72H109V70H108ZM111 72V71H110ZM109 72V75L111 74V76H112V78L114 79L115 78V76H116V74L113 76L112 75V72L110 73ZM119 72V71H118ZM175 72V71H174ZM173 72V73H174ZM217 72V73H216ZM17 73V72H16ZM19 73V72H18ZM29 72H27L26 73V75L28 74ZM42 73H43V71H42ZM48 73V72H47ZM89 73H90V71H89ZM88 73V74H89ZM114 73H116L115 71H114ZM113 73V74H114ZM128 73H129V71H128ZM147 73H149V72H147ZM152 73H154V72H152ZM151 73V74H152ZM166 73V72H165ZM167 73H170V71L169 72H167ZM201 73L203 74V75H201ZM1 74V77H2V75H4L3 74V72L2 73H0ZM7 74V75H8ZM20 75H21V73H19ZM19 74H17L18 75V78H20L19 76ZM23 74V73H22ZM35 74V73H34ZM46 74V73H45ZM52 74H54V73H51V77H52ZM65 74H67L66 72H65ZM70 74V73H69ZM73 74H75V73H73ZM83 74V73H82ZM81 74V75H82ZM87 74V75H88ZM93 74H97V72H95V73H93ZM99 74V79L100 80H102V77L104 76H101ZM121 74V73H120ZM120 74H118L117 73V75H118V77H120L121 78V76H122V74L120 75ZM137 74V73H136ZM139 74V73H138ZM137 74V75H138ZM140 74L142 75V77H143V74H142V70H141V72H140ZM195 74V75H194ZM205 74V75H204ZM17 75H13V76H17ZM25 74H24V76H26ZM43 75H44V73H43ZM50 75V74H49ZM61 75V74H60ZM78 75V74H77ZM107 73H106V77L105 78H107L108 76H109ZM120 75V76H119ZM125 75V74H124ZM126 75H129V74H126ZM134 75V74H133ZM129 76L130 78H131V81H133L134 82V80H138V82H139V77H136V75L135 76ZM148 74H146V76H147ZM155 75V76H156ZM164 75V74H163ZM168 75V74H167ZM178 75H176V76H178ZM188 75V74H187ZM186 75V76H187ZM8 76H10V75H8ZM42 76V75H41ZM40 76V77H41ZM48 76V75H47ZM57 76H59V75H57ZM149 76V75H148ZM175 76V77H176ZM0 77V78H1ZM5 77V76H4ZM27 77V76H26ZM30 77H32V78H34L33 77V75H30ZM44 77V76H43ZM49 77V76H48ZM54 77V76H53ZM52 77V78H53ZM61 77V76H60ZM67 77V76H66ZM93 77V76H92ZM98 77V76H97ZM101 77V78H100ZM118 77H116V78H118ZM127 77V76H126ZM136 77V79H134ZM144 77H145V75H144ZM151 77V76H150ZM154 77V76H153ZM172 77V75H170L169 77H168V79H170ZM219 77V78H220ZM37 78V77H36ZM80 78V77H79ZM84 79L85 80V78L84 77H81V79ZM104 77H103V80L105 79ZM111 78V79H112ZM115 78V79H116ZM156 78V77H155ZM159 78V77H158ZM165 78V77H164ZM184 78V77H183ZM189 78V76L187 77V79ZM192 78V77H191ZM213 78V77H212ZM214 78H215V76H214ZM219 78H217V79H215V80H218ZM27 79V78H26ZM26 79H25V81H26ZM41 79V78H40ZM43 79V78H42ZM41 79V80H42ZM56 79H59V78H56ZM61 79V78H60ZM86 79H87V77H86ZM90 79V78H89ZM95 79H97L96 77H95ZM95 79H94V81H95ZM110 79V77H108V79L107 80H111ZM114 79V80H115ZM126 79H128L129 80V78H126ZM125 79V80H126ZM134 79V80H133ZM146 80H147V77L145 78ZM153 78H151V80H152ZM185 79V78H184ZM193 79V78H192ZM1 80L2 79H0V83H1ZM8 80V79H7ZM21 80H23V78L21 79ZM28 80V79H27ZM29 80H30V78H29ZM32 80V79H31ZM30 80V81H31ZM35 80V79H34ZM43 80H46V79H43ZM71 79H70V77H69V81H70ZM92 80V78L89 80V81H91ZM98 80V79H97ZM118 80H120L121 81V79H118ZM156 80H157V78H156ZM161 80V79H160ZM181 79H179V81H180ZM210 80H211V78H210ZM215 80H213V81H215ZM222 80H220V81H222ZM24 80H23V82H25ZM30 81H28V82H30ZM48 82H50L49 80H47ZM58 81H60V80H58ZM68 81V80H67ZM73 81V80H72ZM112 81V80H111ZM115 81H117V80H115ZM119 81V82H120ZM144 81V80H143ZM149 81V80H148ZM147 81V82H148ZM155 81V80H154ZM164 81V80H163ZM175 81H176V79H175ZM183 81V80H182ZM228 81V82H229ZM7 82V81H6ZM9 82H11V81H9ZM14 82V81H13ZM17 82V81H16ZM28 82H25V85L28 83ZM42 82V81H41ZM53 82H54V80H53ZM52 82V83H53ZM56 82H57V80H56ZM62 82V81H61ZM86 82V81H85ZM92 82H93V80H92ZM97 82V81H96ZM100 82V81H99ZM118 82V83H119ZM133 82H132V84H133ZM157 82H158V80H157ZM168 82V81H167ZM190 82V81H189ZM218 82V81H217ZM227 82V83H228ZM20 83V82H19ZM31 83V82H30ZM60 83V82H59ZM70 83V82H69ZM95 83V82H94ZM94 83L92 84V85H94ZM106 83V82H105ZM111 83V82H110ZM109 83V84H110ZM130 81L128 82V84H127V82L125 83L126 85L125 86H127V85H130ZM135 83V82H134ZM141 82H139V84H140ZM155 83V82H154ZM162 83V82H161ZM158 84V86L159 85H162V87L164 88L165 86H163V83L162 84ZM203 83V84H202ZM219 83V82H218ZM223 84H225L224 82H222ZM4 84V82L2 83V85ZM6 84H8V83H6ZM11 84H12V82H11ZM17 84V83H16ZM44 84H45V82H44ZM67 84V83H66ZM77 84V83H76ZM82 84V83H81ZM107 84V83H106ZM105 84V85H106ZM121 84V83H120ZM137 84V83H136ZM173 84H174V82H173ZM172 84V85H173ZM182 84V83H181ZM186 84H188L187 82H186ZM193 84V83H192ZM208 84H210V86H211V84L214 86L215 85V83L213 84V82L212 83H207L206 84V86L208 85ZM20 85H22V82L20 83ZM20 85H18V86H20ZM28 85H33V84H28ZM38 85V84H37ZM51 85V84H50ZM54 85V84H53ZM60 85V84H59ZM70 85V84H69ZM96 85H99V83H96ZM104 85V84H103ZM111 85V84H110ZM122 85V84H121ZM152 85V84H151ZM151 85H149V86H151ZM164 85H166V84H164ZM180 84L178 83V86H179ZM183 86H185L184 85V83L182 84ZM191 85V84H190ZM216 85L217 86H219V85H222V84H217L216 83ZM227 85V84H226ZM6 86V85H5ZM8 86H10L9 84H8ZM7 86V87H8ZM14 86H15V84H14ZM40 86H43V85H40ZM45 86H46V84H45ZM52 86V85H51ZM56 86H57V84H56ZM62 86V85H61ZM66 86V85H65ZM71 86V85H70ZM101 86H102V84H101ZM117 86V85H116ZM123 86V85H122ZM155 86V85H154ZM168 86V85H167ZM175 86H176V84H175ZM188 86V85H187ZM209 86V85H208ZM229 86V85H228ZM15 87H17V86H15ZM49 87V86H48ZM79 88H81L82 89V87H80V85L78 86ZM85 87V86H84ZM83 87V88H84ZM88 87V86H87ZM90 87V86H89ZM134 87H136V86H134ZM148 87V86H147ZM160 87V86H159ZM170 87V86H169ZM168 87V88H169ZM182 87V86H181ZM212 87V86H211ZM210 87V88H211ZM215 87V86H214ZM223 87H225V85L223 86ZM18 88V87H17ZM30 88V87H29ZM47 88V87H46ZM51 88V87H50ZM91 88V87H90ZM95 88V87H94ZM98 89H100L99 87H97ZM96 88V89H97ZM111 88V87H110ZM116 88V87H115ZM119 88H121V87H119ZM118 87L116 88V89H118V90H120ZM128 88L129 87H125V88H123V89H121L120 91H118V90H113V91H109V90H106V91H108V92H104L103 94L100 92V94H102V95H104L105 97H102V98H100V104H98L99 102H98V100H97V102L98 103H95L96 105H99L100 106V109L102 110V111H99V113L100 112H104V114H106L105 116H106V118L108 119H110V117L112 118H114V116H109V114H110V112L109 111H111V109H115V108H117V107H120L121 106V103H125V102H123V100H125L124 98H122L123 96H124V94L126 93L127 94V92H128ZM141 88V87H140ZM139 88V89H140ZM156 88V87H155ZM154 88V89H155ZM167 88V87H166ZM171 88V87H170ZM177 88V87H176ZM185 88H186V86H185ZM205 88H207V87H205ZM213 88V87H212ZM211 88V89H212ZM216 88V87H215ZM214 88V89H215ZM221 88V87H220ZM226 88V91L225 92H227V91H229V90H227L229 87H225ZM33 89V88H32ZM48 89V88H47ZM59 89V88H58ZM67 89V88H66ZM79 90V92L81 91V92H83V89L82 90ZM86 89V88H85ZM88 89V88H87ZM95 89V90H96ZM105 89H107V88H105ZM135 89H137V88H135ZM150 88H148V90H149ZM172 89H173V87H172ZM178 89V88H177ZM176 89V90H177ZM182 89V88H181ZM181 89H179V90H181ZM184 89V88H183ZM187 89V88H186ZM217 89V88H216ZM216 89L214 90V91H216ZM23 90V89H22ZM22 90L21 91H19V92H21L22 93ZM31 90V89H30ZM75 90H76V88H75ZM74 89L72 90V91H75ZM138 90V89H137ZM150 90H152V89H150ZM157 90V89H156ZM155 90V91H156ZM170 90V89H169ZM175 90V91H176ZM179 90H178V92H179ZM219 90V89H218ZM223 90H224V88H223ZM5 91H6V93H7V91L8 90H6V88H5ZM24 91V90H23ZM38 91V90H37ZM39 91H40V89H39ZM46 91V90H45ZM45 91H44V93H45ZM50 91H52V90H50ZM54 91V90H53ZM90 91V90H89ZM130 91V90H129ZM131 91H133V90H131ZM136 91V90H135ZM163 91H167V90H165V88H164V90ZM173 91V90H172ZM183 91H185V90H183ZM231 91H229V92H231ZM15 92V91H14ZM55 92V91H54ZM71 92V91H70ZM76 92V91H75ZM78 92V91H77ZM80 92V93H81ZM93 92V91H92ZM96 92H97V90H96ZM141 92V91H140ZM152 92V94H150V96L149 97H151V95H153V91H151ZM158 92V91H157ZM169 92V91H168ZM212 92V91H211ZM210 92V93H211ZM217 93H218V91H216ZM225 92H221V91H219V93H221V94H225ZM16 93V92H15ZM15 93H14V96H15ZM25 93V92H24ZM41 93V92H40ZM52 93V92H51ZM56 93V92H55ZM72 93V92H71ZM74 93V92H73ZM91 93V92H90ZM149 93H150V91H149ZM162 93V92H161ZM160 93V95L162 96L163 95V93L161 94ZM170 93V92H169ZM169 93H167V95L169 94ZM177 93V92H176ZM182 93V92H181ZM218 93V94H219ZM5 94V93H4ZM8 94V93H7ZM10 94V93H9ZM12 94V93H11ZM10 94V95H11ZM18 94V93H17ZM27 94H29V93H27ZM31 94V93H30ZM36 95L35 96H37V94L38 93H35ZM43 94V93H42ZM79 94V93H78ZM82 94V93H81ZM85 94H86V91H85ZM97 94H98V92H97ZM125 94V95H126ZM137 94V93H136ZM140 94V93H139ZM159 94V93H158ZM164 94H165V92H164ZM213 94V93H212ZM20 95H23V94H20ZM34 95V94H33ZM41 95V94H40ZM51 95V94H50ZM49 95V96H50ZM56 95H57V93H56ZM67 95V94H66ZM76 95V94H75ZM94 95V94H93ZM99 95V94H98ZM134 95H135V92H134ZM133 95V96H134ZM142 95V94H141ZM145 95V94H144ZM181 95V94H180ZM185 95H186V92H185ZM229 95V96H230ZM11 96H13V95H11ZM26 96V95H25ZM29 95H27L26 97H28ZM59 96V95H58ZM61 96H63V94L61 95ZM60 96V97H61ZM68 96V95H67ZM72 96V95H71ZM100 96V95H99ZM126 96H129V95H126ZM125 96V97H126ZM132 96V95H131ZM132 96V97H133ZM143 96V95H142ZM166 96V95H165ZM170 97H171V95H169ZM214 96V95H213ZM224 96V95H223ZM3 97V96H2ZM8 97V96H7ZM10 97V96H9ZM17 97V96H16ZM20 97V96H19ZM24 97V96H23ZM45 97V96H44ZM53 97V96H52ZM82 97H84L83 95H82ZM81 97V98H82ZM109 97H111L112 99H113V101H112V104L109 106V107H106V104H107V102H105L106 100L108 101V103H109V101H110V99H109ZM154 97V96H153ZM156 97V96H155ZM154 97V98H155ZM163 97V96H162ZM175 97V96H174ZM178 97V96H177ZM217 97H219V96H217ZM228 97V96H227ZM227 97H225L224 99L225 100H228V98ZM4 98V97H3ZM21 98V97H20ZM32 98V97H31ZM35 98V97H34ZM62 98V97H61ZM68 98V97H67ZM89 98H91V97H89ZM93 98V97H92ZM128 98V97H127ZM131 98V97H130ZM134 98V97H133ZM135 98H136V95H135ZM145 98V96H143V99ZM153 98V99H154ZM157 98V97H156ZM210 98H211V96H210ZM223 98V97H222ZM221 98V99H222ZM7 99V98H6ZM24 99V98H23ZM23 99L21 100L22 102H23ZM51 99V98H50ZM53 99H55V98H53ZM98 99V98H97ZM109 99V100H108ZM111 99V100H112ZM146 99V98H145ZM150 99H152V97L151 98H148L147 99V101L148 100H150ZM159 99V98H158ZM157 99V100H158ZM175 99V98H174ZM186 99V98H185ZM255 99V100H254ZM9 100H11V99H9ZM26 100V99H25ZM36 100V99H35ZM41 100V102H42V99H40ZM62 100V99H61ZM82 101H83V99H81ZM87 100V99H86ZM90 100V99H89ZM105 100V101H104ZM130 101H131V99H129ZM132 100H134V99H132ZM156 100V101H157ZM164 100V98L162 99V101ZM1 102H2V100H0ZM7 101V100H6ZM17 101V100H16ZM34 101V100H33ZM32 101V102H33ZM37 101V100H36ZM39 101V100H38ZM67 101V100H66ZM78 101H79V99H78ZM77 101V102H78ZM81 101V102H82ZM96 101V100H95ZM126 101H127V99H126ZM170 101V100H169ZM177 100H175V102H176ZM182 101V100H181ZM213 101V100H212ZM229 101V100H228ZM8 102V101H7ZM19 102V101H18ZM25 102V101H24ZM70 102V101H69ZM80 102V101H79ZM90 102H92V100L90 101ZM128 102V101H127ZM126 102V103H127ZM155 102V101H154ZM174 102V101H173ZM174 102V103H175ZM178 102V101H177ZM183 102V101H182ZM210 102H211V99H210ZM209 102V103H210ZM215 102V101H214ZM216 102H217V100H216ZM219 102H220V100H219ZM229 102V103H230ZM238 104H237V103ZM252 102V103H251ZM26 103V102H25ZM28 103V102H27ZM35 102H33V104H34ZM43 103V102H42ZM49 103V102H48ZM75 103V102H74ZM84 104H85V102H83ZM87 103V102H86ZM89 103V102H88ZM88 103H87V105H88ZM106 103V104H105ZM111 103V102H110ZM159 103V102H158ZM213 103V102H212ZM3 105V106H0V108L2 109V108H4V105L5 104H3V103H0V105ZM23 103H21V105H22ZM36 104V103H35ZM43 104H46V102H44ZM53 104V103H52ZM51 104V105H52ZM63 104V103H62ZM70 104V103H69ZM95 104H93V105H95ZM164 104H165V102H164ZM163 104V105H164ZM166 104H168L167 102H166ZM179 104H181V102L179 103ZM184 104V103H183ZM208 104V103H207ZM219 104V103H218ZM221 104H222V102H221ZM234 104V105H235ZM20 105V104H19ZM56 105V104H55ZM65 105H67V104H65ZM74 105V104H73ZM83 105V104H82ZM86 105V104H85ZM86 105V106H87ZM90 105V104H89ZM92 105V104H91ZM126 105V104H125ZM124 105V106H125ZM127 105H131V104H127ZM160 105V104H159ZM211 105H213V104H211ZM217 105V104H216ZM223 105V104H222ZM221 105V106H222ZM235 105V106H236ZM14 106V108H16V106L15 105H13ZM13 106H12V109H14L13 108ZM24 106V105H23ZM30 106V105H29ZM46 106V109H48L47 108V106H49V105H45ZM45 106H43V108H45ZM69 106V105H68ZM129 106H127V108H129ZM148 106V107H147ZM157 106V105H156ZM154 106V108L156 109H159V107L157 106ZM172 106L173 105H171V109H172V111L174 110L175 111V109H176V105L174 106V108L175 109H173L172 108ZM180 106V105H179ZM184 106V105H183ZM208 106V105H207ZM221 106H219V108L221 109ZM224 106H225V108H226V104H224ZM242 106V105H241ZM214 107H215V104H214ZM21 108H22V106H21ZM24 108H25V106H24ZM41 108H42V105H41ZM52 108H53V106H52ZM51 108V109H52ZM62 108H63V106H62ZM79 108H80V106H79ZM96 108H97V106H96ZM95 108V109H96ZM164 108V106H162V109ZM165 108H167V105H165ZM169 108H170V106H169ZM169 108H167L165 111L166 112H169L170 111V109ZM219 108L217 107L216 109L217 110H215V112H214V114L216 115V111H218L219 112V114H222V113H220L221 111H219ZM228 108L229 109H226V110H231L232 108H233V104H232V108H231V105L229 106V104H228ZM231 108V109H230ZM26 109V108H25ZM40 109V108H39ZM75 109H76V106H75ZM82 109V108H81ZM85 109V108H84ZM83 109V110H84ZM135 109V108H134ZM154 109V110H155ZM168 109H169V111H168ZM191 109V108H190ZM190 109H187V110H190ZM195 109V108H194ZM200 109V110H201ZM208 109V108H207ZM209 109H211V108H209ZM222 109H223V106H222ZM221 109V110H222ZM240 109V108H239ZM242 110L244 109L243 108V106H242V108H241ZM28 110H30V109H28ZM27 110V111H28ZM32 110H34V109H32ZM90 110V109H89ZM153 110V109H152ZM151 110V111H152ZM161 110V109H160ZM159 110V111H160ZM192 110L193 109H191L190 111L192 112ZM212 110H214L213 108L211 109V111ZM226 110H225V112L224 113H226ZM236 110V109H235ZM245 110V111H246ZM15 111V110H14ZM13 111V112H14ZM26 111V112H27ZM96 111V110H95ZM162 111V110H161ZM180 111V110H179ZM184 111V110H183ZM204 111H207V110H205L204 109ZM223 111V110H222ZM232 111H234V110H232ZM238 111V110H237ZM237 111H234L233 113L235 114V112L237 113ZM2 112V111H1ZM0 112V113H1ZM10 112V111H9ZM8 112V113H9ZM39 112H41V111H39L38 110V112L37 113H39ZM46 112V111H45ZM71 112V111H70ZM93 112V114H90L89 112H88V110H86V114L88 113V114H90V115H92V116H90V117H92V119H90V120H93V122H95L94 121V119H93V117H94V115L95 114H97V113H94V111H92ZM96 112H98V111H96ZM121 112V111H120ZM119 112V113H120ZM135 112H136V109H135ZM158 111H156V113H157ZM177 112H178V109H177ZM187 111H185L184 113H186ZM196 112V111H195ZM213 112V111H212ZM240 112H244V111H240ZM249 112V113H248ZM7 113V114H8ZM15 113V112H14ZM36 113V112H35ZM43 113V112H42ZM64 113H65V111H64ZM109 113V114H108ZM134 113V112H133ZM170 113H171V111H170ZM173 113V112H172ZM171 113V114H172ZM180 114H181V112H179ZM207 113H208V111H207ZM232 113V114H233ZM238 113H239V111H238ZM246 113V112H245ZM10 114H11V112H10ZM15 114H17V113H15ZM20 114V113H19ZM18 114V115H19ZM32 114H34V113H32ZM40 114V113H39ZM49 114H50V112H49ZM73 114V113H72ZM81 114V113H80ZM101 114V113H100ZM104 114H102V115H104ZM107 114H108V116H107ZM112 114V113H111ZM115 114H117V112L115 113ZM155 113H154V111H153V116L155 117V116H157L156 114L154 115ZM171 114H170V116H171ZM188 114H189V112H188ZM201 114V113H200ZM213 114V115H214ZM218 114V115H219ZM227 114H228V111H227ZM231 114V113H230ZM1 115V114H0ZM14 115V114H13ZM23 115V114H22ZM26 115V114H25ZM25 115H23V116H25ZM30 116H31V114H29ZM35 115V114H34ZM43 115V114H42ZM57 115H60V114H57ZM63 115H65V114H63ZM114 115V114H113ZM119 115V114H118ZM118 115H116V117L118 116ZM159 115L161 116V113H159ZM179 114H177V116H178ZM192 115V114H191ZM190 114H189V116H191ZM195 115H196V113H195ZM208 115H209V113H208ZM213 116V117H218V116ZM225 115V114H224ZM16 116V115H15ZM29 116V117H30ZM47 116H48V114H47ZM50 116V115H49ZM54 116H56V115H54ZM70 116V115H69ZM74 116V115H73ZM89 116V115H88ZM136 116V117H135ZM163 116H165V115H163ZM167 117H168V115H166ZM175 116V115H174ZM185 116V115H184ZM194 116V115H193ZM192 116V117H193ZM199 116V115H198ZM198 116H196V120L198 119ZM220 116V115H219ZM222 116H223V114H222ZM240 116H241V114H240ZM254 116V115H253ZM34 117V116H33ZM35 117H37V116H35ZM53 117V116H52ZM59 117V116H58ZM86 117H87V115H86ZM85 117V118H86ZM119 117V116H118ZM118 117L117 118H115L116 119V121H118ZM150 117H151V115H150ZM158 117V116H157ZM179 117V116H178ZM182 117H183V115H182ZM182 117H180V119L182 118ZM188 117V116H187ZM195 117V116H194ZM203 117V116H202ZM206 117V116H205ZM233 117H236V118H238L236 115L234 116L233 115ZM232 117V119H234ZM5 118V117H4ZM4 118H1V120H4ZM8 118V117H7ZM12 118H16V117H13L12 116ZM19 117H17V119H18ZM31 118V117H30ZM38 118V117H37ZM43 118H44V116H43ZM97 117H95V119H96ZM100 118H102V117H100ZM120 119H119V121L121 120V117H119ZM132 118V119H131ZM147 118H149V120L147 119ZM185 118V117H184ZM200 118V117H199ZM204 118V117H203ZM207 119H208V117H206ZM206 118H204L205 120H207ZM219 118V117H218ZM223 118V120L222 121H224V120H226L227 118H226V116H225V119H224V117H222ZM222 118H220V119H222ZM255 118V117H254ZM17 119H15V120H17ZM20 119V118H19ZM24 119V118H23ZM39 119V118H38ZM56 119H57V117H56ZM75 119H78V118H75ZM109 119H108V121H109ZM115 119L113 120L114 122H113V124H114V126H116L115 124H116V122H115ZM123 119V118H122ZM162 119H164L163 117H162ZM167 119H169V118H167ZM180 119H178V120H180ZM186 119V118H185ZM188 119L189 120H184L183 118L181 119V121L182 120H184V121H187L188 123H191V121H193V120H191V119H194V118H190V117H188ZM203 119V120H204ZM216 119V118H215ZM214 119V120H215ZM228 119H231V118H228ZM239 119V120H240ZM0 120V121H1ZM7 120V119H6ZM26 120V119H25ZM35 120V119H34ZM42 120H44V119H42ZM85 120V119H84ZM154 120V122L155 123H157V124H159V123H164V122H162V121H164V120H162L161 121V119H159V118H154L153 119ZM191 120V121H190ZM196 120L194 121V122H192V123H195L196 122ZM202 120V119H201ZM202 120V121H203ZM204 120V121H205ZM210 120H211V118H210ZM235 120V119H234ZM233 120V121H234ZM251 120V121H250ZM5 121V120H4ZM23 122H24V120H22ZM32 121V120H31ZM79 121H80V119H79ZM86 121V120H85ZM107 121V122H108ZM165 121H166V118H165ZM177 121V120H176ZM181 121H180V123H181ZM199 121V122H198ZM198 121H197V124L201 127V126H203V123H206V122H201L199 119H198ZM229 121V120H228ZM235 121H237L238 122V119H236ZM234 121V122H235ZM254 121H256L255 123H253ZM2 122V121H1ZM8 122V121H7ZM11 122V120L9 121V123ZM45 122V121H44ZM43 122V123H44ZM48 122H51V121H48ZM76 122V121H75ZM112 122V121H111ZM121 123H122V120L120 121ZM168 122V120L166 121V123ZM178 122V121H177ZM176 122V123H177ZM227 121H224V123H226ZM236 122V123H237ZM239 122H241V121H239ZM28 123H30V121L28 122ZM28 123H26V124H28ZM39 123V122H38ZM73 123V122H72ZM99 123V124H100ZM118 123V122H117ZM120 123V124H121ZM150 123V122H149ZM202 123V124H201ZM228 123H230V122H228ZM256 123H258L257 125H256ZM32 125H33V123H31ZM39 124H42V122L41 123H39ZM45 124H47V123H45ZM51 124H53V123H51ZM50 124V125H51ZM70 124V123H69ZM78 124V123H77ZM82 124V123H81ZM91 124V123H90ZM90 124H88V125H90ZM119 124V123H118ZM117 124V125H118ZM154 124V123H153ZM157 124H156V126H157ZM178 124H179V122H178ZM241 124V123H240ZM249 124L247 125L246 123H245V125L244 126H249ZM14 125V126H15ZM23 125H25L24 123H23ZM38 125V124H37ZM36 125V126H37ZM48 125V124H47ZM49 125V126H50ZM75 125V124H74ZM110 125V124H109ZM165 125V126H166ZM181 125V124H180ZM195 125V124H194ZM239 124H237V126H238ZM253 125H251L250 126V128H246V127H244L243 126V124H242V126L245 128V129H251V131H252V126ZM5 126V125H4ZM22 126V125H21ZM26 126V125H25ZM77 126V125H76ZM78 126H81V125H78ZM170 126V125H169ZM169 126H167V127H169ZM172 127H174L173 125H171ZM171 126H170V128H171ZM185 126V127H186ZM205 126H208V124L206 123L205 124ZM205 126H203V128L206 130V128H205ZM216 126V125H215ZM236 126V125H235ZM6 127H8V126H6ZM10 127H11V129L13 128L12 127V125L11 126H9L7 129L9 130L10 129ZM27 127V126H26ZM33 127V126H32ZM35 127V126H34ZM69 127V126H68ZM110 127V126H109ZM151 127V128H150ZM175 127V128H176ZM181 127V126H180ZM196 127V126H195ZM238 127H241V126H238ZM28 128V127H27ZM38 128V127H37ZM57 128V127H56ZM97 128V129H98ZM116 128H120V126L119 127H116ZM169 128V129H170ZM231 128H233V130L235 129L234 127H231ZM237 128V127H236ZM244 128H242L241 127V131H242V129H243V131H244ZM253 128H255V127H253ZM49 130L51 129V128H48ZM52 129H53V127H52ZM172 129V128H171ZM185 129V128H184ZM197 129H195V130H197ZM37 130V131H38ZM45 130V129H44ZM67 130V129H66ZM73 130V129H72ZM93 130V131H94ZM122 130V128L120 129V131ZM153 130V131H152ZM191 130V129H190ZM208 130V129H207ZM215 130V131H214ZM233 130H231V131H233ZM237 130V129H236ZM6 130H4V132H5ZM52 131V130H51ZM63 131H64V129H63ZM63 131H60V132H63ZM89 131H92V130H89ZM119 130H118V133H121ZM220 131L222 132V134L223 135H229V136H227V138L229 137V138H232L231 140L230 139H228L227 140V138H225L222 134L220 135L219 133H220ZM235 131V130H234ZM248 131H250V130H248ZM248 131L246 130V131H244V133L245 132H247L248 133ZM10 132H8V133H10ZM188 132H190V131H188ZM235 132H237L238 133V135H239V131L237 130V131H235ZM254 132H257V130L256 131H254ZM50 133V132H49ZM123 133V132H122ZM205 135H208V134H206V133H209L210 135L211 134H216V135H214L213 134V136L211 135V137H213V138H215V137H217L218 135H220L218 138H216V139H213L212 141H210V139H212V138H210V139H208V137H207V139H205V138H203V136H204V134ZM244 133H242V134H244ZM2 134H4V135H2ZM256 135H257V133H255ZM7 135V136H8ZM48 135V134H47ZM65 135V134H64ZM198 135V136H197ZM237 135V136H238ZM240 135H241V133H240ZM253 135V134H252ZM6 136V137H7ZM209 136V135H208ZM242 136V135H241ZM241 136H238L239 138H241L242 139V137ZM245 136H249V135H247L246 133H245ZM257 136V137H258ZM52 137V138H53ZM70 137H72V139H74V141L73 140H71V141H73L72 143H75V144H71L70 143V141H69V138ZM205 137V136H204ZM224 137V139L225 140H223V143L226 145V147L228 146V149L226 150L225 149V146H222V145H224V144H221L220 142H218V140H222V138ZM244 137V136H243ZM250 137L252 138V140H254L253 139V137L250 135ZM254 138H255V136H254ZM40 140V141H39ZM146 140L148 141V143L146 142ZM215 140H216V142H215ZM220 140V141H221ZM230 140V141H229ZM243 140V139H242ZM245 140V139H244ZM243 140V141H244ZM256 140H257V138H256ZM26 141V140H25ZM28 141V140H27ZM64 141V142H63ZM67 141H69V142H67ZM149 141H150V143H149ZM231 142L232 141V143H233V141H234V144H232L231 143V145H235L236 144V142H237V145H235V146H231V145H227V143L226 142ZM238 141H241V140H238ZM243 141H241V142H243ZM249 141H250V138H249ZM255 141V140H254ZM218 142V143H217ZM248 142V141H247ZM251 142H253V141H251ZM258 142H257V145H258ZM62 143V144H61ZM64 143V144H63ZM70 143V144H69ZM141 143H147V145L146 144H142L144 147H146V149H143L144 147H142L141 146ZM245 143V142H244ZM243 143V144H244ZM249 143V142H248ZM247 143V144H248ZM67 144V145H66ZM148 144H149V146H151V148H152V152H150V154H153L152 155V157L149 159V160H147V159H145V157H144V155H143V151L145 152L146 150H148L147 148H149V146H148ZM242 143H241V145H243ZM247 144H245V145H247ZM249 144H251V143H249ZM254 143H252L251 145L252 146H254L253 145ZM63 145V146H62ZM64 145H66V146H64ZM69 145V146H68ZM219 145H221V147L219 146ZM41 146V145H40ZM70 146L71 147H73L74 146V148H72V150H73V152H72V154L70 155V157L69 158H67V156H65V155H68L69 153H67L68 151H66L65 152V150H66V148H70ZM180 146H191V147H197V148H199V149H201V150H203L205 153H207L208 155H210L215 161H216V163L218 164V166L220 167V170H221V174H222V177H223V188H224V194H223V196L224 197H222V198H224V202H225V205L223 204V206H224V208L223 209H219V210H223V211H226L225 213V215H224V213L222 214V215H224L225 217H224V219H221L220 221H221V224H222V220H224V225H221L220 223L218 224V222H216V220H215V224H216V226H217V224H218V227H220L221 226V228H222V226L225 228H222L221 230H219L220 228H218V230H219V233H220V235H221V237H223V238H221L220 239V242H221V244L219 243V241H218V235L217 234H219L218 233V231H217V233H216V229L217 228H215V227H213V223H211V221L209 222V223H206L207 221L206 220H204V221H196V222H194V223H184L183 221L182 222H176V221H172V220H170V219H168L166 216H164L161 212H159V210L153 205V203L150 201V199H149V196H148V192H147V186H148V177H149V173H150V170H151V168H152V166L154 165V163L157 161V159L161 156V155H163L165 152H167V151H169V150H171V149H174V148H177V147H180ZM231 146V147H230ZM248 146V145H247ZM246 146V147H247ZM222 147H223V149H222ZM241 148H242V146H240ZM240 147H238L237 149L239 150L238 152H237V150H236V155L237 154H239L240 152H243V151H241L242 149H240ZM249 147V146H248ZM256 147V146H255ZM68 148V149H69ZM151 148H149V149H151ZM230 148V149H229ZM236 148V147H235ZM235 148H233V149H235ZM65 149V150H64ZM248 148H246L245 150H247ZM252 149V151L254 150L253 148H251ZM256 149V148H255ZM221 150V151H220ZM229 151V152H226V151ZM230 150H232V152H230ZM249 150V149H248ZM69 151H71V150H69ZM151 151V150H150ZM222 151H225V153H221ZM247 153H248V151H246ZM251 152V151H250ZM65 153H67V154H65ZM229 153V154H228ZM231 153V154H230ZM246 153V154H247ZM148 154V153H147ZM227 154H228V156H227ZM235 154V153H234ZM243 154V153H242ZM242 154H240V158H241V155ZM245 154V153H244ZM253 155V153L251 154V158L253 157L252 156ZM54 156V157H55ZM239 156V155H238ZM248 154H247V158H248ZM227 157V158H226ZM237 157V156H236ZM236 157L234 156V160L235 161H238L239 159H237L236 160ZM228 158H230L229 160H228ZM246 158V159H247ZM249 159V158H248ZM233 160V161H234ZM241 160H242V158H241ZM231 163L233 164V166H231ZM241 169V171H243V172H247L246 174H242V173H239V172H237V171H239ZM242 169H244V170H242ZM223 201V200H222ZM223 203V202H222ZM221 203V204H222ZM220 205V204H219ZM222 207V206H221ZM61 210V211H60ZM59 211V212H58ZM64 211H67V208H66V210H64ZM141 212V211H140ZM222 212V211H221ZM57 213V214H56ZM59 213H60V216H59ZM138 213V212H137ZM217 213H220V211H218ZM55 214H56V216H55ZM143 214V213H142ZM141 214V215H142ZM153 214V213H152ZM216 214V213H215ZM220 214V215H221ZM72 215H70V219H71V217H72ZM221 215V216H222ZM73 216V217H74ZM136 216V215H135ZM139 216V215H138ZM143 216H144V214H143ZM142 216V217H143ZM216 216V215H215ZM217 217V216H216ZM134 218V217H133ZM133 218H131V219H133ZM140 218V217H139ZM146 218V217H145ZM213 218V217H212ZM221 218V217H220ZM65 219H67V218H65ZM142 219V218H141ZM214 219H216V218H214ZM217 219L219 220V218L217 217ZM225 219H228L227 221L225 220ZM68 220V219H67ZM136 220V219H135ZM148 220V219H147ZM59 221H58V224H59ZM61 221V222H62ZM130 221V220H129ZM186 221V220H185ZM67 222H69V221H66L65 223H67ZM140 222V221H139ZM55 224L57 223V221H55L54 222ZM70 223H68V225L70 224ZM54 224V225H55ZM136 224V223H135ZM144 224V223H143ZM142 224V225H143ZM59 225H61V223L59 224ZM68 225L67 226H65V227H68ZM142 225H140V226H142ZM220 225V226H219ZM58 226V225H57ZM144 226V225H143ZM226 226L228 227H230L229 229L228 228H226ZM65 227H64V229H65ZM62 228V227H61ZM60 229V228H59ZM63 229V230H64ZM69 229V228H68ZM67 229V230H68ZM58 230V229H57ZM223 230V232H220V231H222ZM228 230V231H227ZM65 231H66V229H65ZM64 231V232H65ZM226 231V232H225ZM137 232V231H136ZM140 232V231H139ZM213 232H215V233H213ZM225 232V233H224ZM227 232H231L232 234H234V238H232L231 237V235H229ZM223 235H222V234ZM224 234H226V235H224ZM63 235V234H62ZM228 235V236H227ZM224 236H226V237H224ZM220 237V236H219ZM227 237H231L230 239L229 238H227ZM228 239V241H227V243H223V242H225L227 239ZM226 239V240H225ZM233 239H234V241H233ZM224 240V241H223ZM229 240H231V242H229ZM223 241V242H222ZM228 242L229 243H231L232 244V246H230V244L229 245H227L228 244ZM64 243V242H63ZM36 244H39V246L38 245H36ZM224 244V245H223ZM219 245H222V247L224 248L225 247V249H229V247L228 246H230L231 248L229 249V255H228V253H227V251L225 250V249H221L220 247H219ZM226 245H227V247H226ZM67 250V249H66ZM231 250V251H230ZM66 253V252H65ZM227 254L226 256H225V254ZM57 254V253H56ZM103 255H104V257H103ZM57 256V255H56ZM106 257H108V261L107 262H104L103 261V259H105ZM57 259V258H56ZM65 260V259H64Z\"/></svg>",
	"mask_w": 264,
	"mask_h": 264
},
{
	"label": "rangeland",
	"instance_id": "obj_2",
	"mask_svg": "<svg viewBox=\"0 0 264 264\" xmlns=\"http://www.w3.org/2000/svg\"><path fill=\"white\" fill-rule=\"evenodd\" d=\"M0 1H2V0H0ZM11 1V2H10ZM14 2V0H7V1H5V0H3V3H1V5H0V11H1V15H3V18H2V16L0 17V19H2V20H0V22H1V24H0V38L2 37V35H3V39H4V37H5V39H6V37H7V39L6 40H3L5 43H4V45L2 46V48H4V47H6L5 49H7V50H4L3 49V51L5 52H3L4 53V58H5V60L6 61H4V65H3V70L1 71L0 70V73H2L3 72V74L4 75H2V77H1V74H0V79H2L1 80V83H0V100H2V102L0 101V103H3V104H5L4 105V108H0V120H1V118H4V120H1L0 121V130L2 129H4V130H6L5 132H4V130H3V132L2 133H4V134H10L11 135V132H12V135H16L15 134V131H13L14 129H15V127L17 128V126L18 125H20V124H18L17 122H20L21 123V125L19 126V128L17 129V131H19V129H21V127H22V129H34L33 131H36V132H39L40 130H42V128H43V126H44V128H43V131H41V132H39L40 134L42 133L43 135L45 134L46 136H47V138H49V139H52L55 143H57V142H61V140H63V139H65V138H61L58 134L60 133V135H62V136H66L68 133V137L71 135V136H74V135H76V133L75 134H73L75 131H79L78 129H80V128H82V129H80L81 131H85L86 132V129L90 126L91 127V129L89 128V130H92V131H89L88 129H87V131L88 132H86V133H94V132H96V130L98 131V130H100V129H103L104 128V130L106 129V127L108 126V128H107V130L106 131H108V129H109V131L108 132H111L110 131V128H112L111 130H112V132L113 131H117V134H124V132H125V129H123V127L124 128H126V125H128V123H126V121H125V124H123V120H125L126 118H125V116H127V115H125V116H121L122 114L124 115V114H128V113H131L130 115L128 114V116L127 117H130V116H133V114H136V115H138V117H142V116H140V114L142 113V111L141 110H139V106L138 105H140L141 103L142 104H150V105H152V106H150V114H149V118H151V120H149V118H147L149 121H147L148 122V125H147V123H145V125H146V128L147 129H149V126L151 125H154V126H152V127H156V129L155 128H151V129H153L154 131L155 130H157L158 129V132H160L159 130V127L161 128V129H163V130H165L166 128L168 129V131H173L174 132V134H175V130L177 131L178 129H177V127H179V129L180 128H182L183 127V124H185L184 125V128L182 129V130H185V131H179V132H181V133H185L186 131H187V127L191 124V128L189 127L188 129V131H190V132H188L187 131V134L188 133H190V134H192L193 133V131H194V133H195V135H196V133L198 132V130L199 129H201V130H199L200 132H198V135H200L201 134V131L203 130L204 132L205 131H208V132H212V131H210L211 129H213V128H215V127H217V130L215 131V132H219L218 131V128L220 129V124H218V123H222V124H227V125H232L231 123L233 122V126H231V127H234L235 129V131H239V135H238V133L237 132H235L234 130H233V128H231L230 126H227V125H225V126H223V129H220L221 131L223 130V131H225V127H226V129H229L228 131L226 130V132H224L223 134H229V133H231V134H233V138H234V133H236L238 136H241L242 137V139L244 140H242L241 138H239L237 135H236V138L234 139V141L236 140L237 142H239L240 143V145L238 144V147H240V146H242V148L240 147V149H242L241 151H243V152H240L239 154H237L236 155V153L239 151L237 148V146H235V145H237V142H236V144L235 145H231V143H232V141L231 142H226L227 143V145H231V146H235V147H232V150H233V152H232V150H230V152H232L233 154L232 155H234L235 157H236V160L237 159H239L240 158V154H242L241 155V158H242V160H241V158L238 160V161H235L234 159V156L232 157V159L230 160V161H232V163L234 164V165H238V163H241V161H243L244 159H245V161H247L248 162V160L250 161V162H252L253 161V159L255 158V156H256V154H254V153H256V150H258L259 148H260V144L261 143H259L258 141H259V136H260V132H259V129H258V126H255V125H253L251 122H250V124H249V122H245V120H248L249 121V119L250 118H252V121H253V119L255 120L256 119V117H257V112L255 111L256 110V106H255V108H254V105H253V103L254 102H256V101H253V103L251 104V109H252V113H249L250 115H252V116H249L248 114H247V111L249 110V109H247L246 110V106H247V108H248V104H246V105H244L245 103H242L241 102V104H239L240 106H238V105H236L234 102L235 101H233V102H230V100L232 101L233 99H231L232 97H231V93H233L234 91L232 90L231 91V89H232V87L230 86V84H232V86H235V84H234V80H232V82L233 83H230V81L229 80H225V79H223L222 80V78L220 77V75H218L219 77H216L217 76V74L216 75H213V74H215V72L214 73H212V76H210V78H211V80H210V78L208 77V79H207V83L209 82V83H212L213 82V84L215 83V87L217 88H215L212 84H211V86L213 87H211L210 86V84H208L207 86H206V82H205V85L203 84V86H204V90H209L208 92V96H209V98H208V104L207 103H204V105H202L203 106V108L205 109V110H207L208 111V113H209V115H208V113H207V111H204V109H197V108H199V107H197L195 104H191V103H189V106H187L186 105V101L188 100V95L187 94H189L188 92H189V90L191 89V87L193 88V87H195V82H191V80L192 81H195V76H191V74L189 73L190 72V69H192V67H189L190 65L189 64H187V63H189V59H191V58H189L187 61H186V63H185V60H182V59H184L183 57H184V55H186V51L184 52V51H180L179 49V47H177V45L175 46V45H173V48L175 47V48H179L178 50L181 52V54H182V57H181V55L179 54L180 52H178V50L177 49H173V51H175L176 52V50H177V52L175 53V55H173V53L174 52H171L172 54H171V56L173 57V58H176V54H179V55H177V61H179V63H178V65H177V61L175 60H172V57L170 56V57H167L166 55L168 54V56H169V51L167 52V53H165V52H162V54L163 53H165V58L166 59H164V57H162V54H161V52H159L160 53V57H162V60H160V57L159 56H157V55H159V54H157L156 55V57H154L153 58V60L156 62L157 60H160L159 62L157 61V63L159 64L160 62L164 65H162L163 67H161V68H164V69H161V76H157L155 73V69H154V67H155V65H158V64H156V63H154L153 64V60H152V63H150L151 61H150V59L149 58H141V56H139L138 57V55H142V53L143 52H139L138 53V55L136 54L137 52H138V50H136V49H138V48H140L139 50H141V51H143V49H141V46L143 47V44L141 43V42H144L143 40L141 41V39H144L145 37H147L146 35H149V36H151L152 34H153V32L155 31V29H153L152 27L153 26H151V28H149V29H145V28H143V27H147V26H149L150 24H148V19H150L151 20V17H149V16H147V17H149V18H147V17H144L145 18V22H144V20L143 21H141V22H139V18H137V24H135V26L137 25V27H138V25L140 26V28H142V29H140L139 27L138 28H136V27H134V23L135 22H133V23H131L133 26V28H132V30L134 29L135 30V28L136 29H139V30H142V31H139V30H136L137 31V34L138 33H140V34H138V35H140L139 37H138V35L135 33V34H132V33H134V32H132L131 31V28H129L130 29V32H132V33H129L128 31H123L124 30V27H125V25L123 26V30L121 29V24H120V22H117L118 20H120V21H124L123 23H125L126 24V22H125V20H121V18H123L122 17V15H123V12L121 11V10H124L123 9V7H124V5H122V2H120L119 1V3H116L115 1V3H113L112 1L110 2V1H103V2H99V4H97L96 6H99L98 8H103L102 6H104L105 7V5H106V8L105 9H107L108 11L110 10L109 8L111 7V10L113 11V7L115 8V6L116 5H119V4H121L122 5V9L120 10L119 8V10L118 11H116L115 12V9H114V12H113V14L115 13H117V15H118V18L116 17V19L114 18V20L115 21H112L113 19H111V18H113L112 17V15L113 14H111V16L110 15H108V16H110V18L108 17V22L106 21V15H103V17L105 18V19H102L103 17L101 16V17H99L100 15L99 14H101L102 15V13L103 12H105V10H103V12L101 11V9H96L95 7L96 6H93L94 8V10H95V12L97 11L99 14H97L98 16V18H101L102 20H101V22L103 21V20H105V21H103V25L105 24V27L104 26H102V29H100V31L98 32L97 30L101 27L100 25H102L100 22H98V21H96V20H99L100 21V19H97V18H92V16H94V17H96V13H94V15H93V13H91L92 11H93V9H92V5L91 4H96L95 2H92L91 4H89V2L88 3H85V4H82L81 6H83L84 7V5H85V8H88V6H90L91 7V9H88L87 11H86V9H85V12L83 13V7H81L80 8V6H77V5H75V6H73V12H72V14L74 13L75 14V11L77 10V12H80V11H82V13H81V15L80 14H77V16L75 17L74 16V14L73 15H71V13H67V12H69V10H66L67 12H65L66 13V15L68 14H70L71 16H73V17H71L70 15V17H69V21H71L72 20V25H71V23L70 22H68L67 23V19H68V17L66 18V15L64 16V12L62 11V10H59L58 12L56 11L55 12V9H54V6L53 5H49L50 4V2L47 4L46 2V0H40V1H32L31 2V0H22V1H20V0H15V2L17 1L18 2V4L20 5H18L17 3H14L13 4V2ZM19 1H20V3H19ZM23 1H24V3L26 2V1H29L30 3H29V5L30 4H32L33 2V4L31 5L32 7H30L29 5V7L30 8H32V9H35V11L34 10H32L31 9V11H29V8H26V10H25V7H28L27 6V4L26 3H28V2H26L25 4L23 3ZM41 1H45V2H43V3H45V4H43V7H42V4H40V3H42ZM8 2V3H7ZM10 2V3H9ZM35 2H37L38 4H40V7H38V4L36 5L35 4ZM40 2V3H39ZM104 3V4H103ZM113 3V5H111V4ZM125 3V5L127 4V7H129V9H127L126 7V9L127 10H125L124 11V15L123 16H126L127 14V16L129 17V16H131L129 13H131V12H133L134 13V10L133 11H131L132 9H134V8H131V6L132 7H134L135 6V8H137L135 11L137 12V10L139 9V7L140 6H137V4H135L134 6L132 5V3L130 4L129 2H124ZM8 4V5H7ZM23 4V5H22ZM34 4L38 7L37 8V10H36V8H33V6H34ZM86 4H89V5H86ZM93 4V5H94ZM102 6H101V5ZM114 4H116L115 6H114ZM129 4V5H128ZM134 4V3H133ZM11 5V6H10ZM48 5V6H47ZM131 5V6H130ZM15 6H17V7H15ZM35 6V7H36ZM47 6V7H46ZM52 6H53V8H52ZM3 7H5V8H3ZM11 7V8H10ZM24 8L23 10H25V11H23L22 10V8ZM47 9H46V8ZM50 7V8H49ZM107 7H109V8H107ZM116 7H119V6H116ZM17 8V9H16ZM19 8V9H18ZM43 8V9H42ZM44 8H45V10H44ZM49 8V9H48ZM80 8V9H79ZM121 8V7H120ZM20 9H21V11H23V15H22V12L20 11ZM28 9V10H27ZM51 9V10H50ZM52 9H54V10H52ZM75 9V10H74ZM82 9V10H81ZM131 9V10H130ZM12 10V11H11ZM13 10H14V12H15V14L13 13ZM39 10H42L41 12H42V14L43 13H45V14H43V16L41 15V12H38ZM49 10H50V12L51 11H53L54 13H51L50 15H49ZM90 10V11H89ZM100 10V11H99ZM106 10V11H107ZM5 11V13H3V12ZM17 11H19V12H17ZM28 11L29 12H32L33 13V11H34V13L32 14V17L35 15V18L33 17V19L35 20L36 19V21H33L32 20V17H28ZM37 11V13H35ZM48 11V13H46ZM61 11V13H60V15H59V12ZM89 11V12H88ZM120 11H121V13H120ZM148 11H152V10H148ZM21 12V14H19ZM24 12H25V14H24ZM27 12V13H26ZM94 12V11H93ZM129 12V13H128ZM142 12V11H141ZM150 12H149V14H150ZM38 13H39V15H38ZM57 13V14H56ZM85 13H86V17H82V15L84 14V16H85ZM89 13H91V14H89ZM107 13V12H106ZM112 13V12H111ZM143 13V12H142ZM145 13V12H144ZM152 13V12H151ZM6 14V15H5ZM8 14H12V16H10V15H8ZM19 14V15H18ZM47 14H48V20L51 22V23H48V22H45L44 20H47ZM56 14V15H55ZM104 14V13H103ZM115 14L113 15V16H115ZM148 14V15H149ZM17 16V18H16V16ZM24 15H25V17H24ZM27 15V16H26ZM37 15H38V17L39 18H41V17H43V21L46 23V24H48L47 26L45 25V23H43L42 22V20L40 19H38V17H37ZM45 15H46V17H45ZM52 15H54L52 18L50 17V16H52ZM81 16L80 18L81 19H79L78 17L79 16ZM89 15V16H88ZM90 15H92V16H90ZM116 15V16H117ZM119 15H121L120 17H119ZM137 14H135V16H136ZM11 18H10V17ZM22 16H23V20H20V19H22ZM29 16H31L30 14H29ZM57 16H59L60 18H57ZM62 16H64L65 17V19L67 20H65L64 21V17H62ZM126 16V18H127V20L129 21V18ZM138 16V15H137ZM144 16V15H143ZM150 16H151V14H150ZM154 16V14L152 15V17ZM6 17V18H5ZM28 17V18H27ZM37 17V18H36ZM49 17H50V19H49ZM87 17H90L88 20H87ZM140 17V16H139ZM175 17V16H174ZM16 18V19H15ZM20 18V19H19ZM25 18H27V19H25ZM31 19V21L32 22H35L36 24H35V26L33 25L34 23H32L31 21H30V19ZM46 18V19H45ZM53 18H55L54 20H53ZM75 19L76 18V20L77 21H75L74 22V20L73 19ZM82 18L84 19V23H87V24H85V25H83V22H81L82 23V25H80L81 23H80V21L82 20ZM125 17L123 18V19H126ZM140 18H142V19H144L142 16L140 17ZM12 19V20H11ZM17 19H19V20H17ZM38 19V20H37ZM109 19H111V20H109ZM118 19V20H117ZM131 19V18H130ZM134 19H136L135 17H134ZM142 19H140V20H142ZM147 19V20H146ZM16 21V23H18L19 22V25L17 24H14L13 23V21ZM52 20V21H51ZM56 20L58 21V24H59V26L58 25H56L57 24V22H56ZM60 20V21H59ZM62 20V21H61ZM87 20V21H86ZM117 20V21H116ZM132 20H133V18H132ZM149 20V21H150ZM152 20H154V19H152ZM6 21H7V23H9V25H7V23H6ZM14 21V22H15ZM18 21V22H17ZM22 21V22H21ZM38 21H41L42 22V24L40 23V22H38ZM114 23H112V22ZM131 21V20H130ZM135 21V20H134ZM147 21V22H146ZM179 22L180 21V18H179V16H178V19L176 20L175 19V21H173V22ZM25 22V23H24ZM38 22V23H37ZM53 22H55L56 24H54V26H53ZM60 22H62L64 25H62V27L60 26L61 25V23ZM65 22V23H64ZM79 23V25H80V27H81V29H79V31L76 33V32H74V27L76 28V30H78V28L79 27H77V25H78V23ZM88 22H89V24L91 23V24H93L92 25V27L91 28H87V30L85 29L86 28V25L87 26H89V24H88ZM95 22V23H94ZM132 22V21H131ZM176 22V23H177ZM24 23V24H23ZM28 25H27V24ZM29 23H31V25L29 24ZM70 23V24H69ZM112 23V24H111ZM122 23V24H123ZM13 24V25H12ZM39 24V25H38ZM49 24H50V26H49ZM65 24L67 25V26H65ZM74 24H76V25H74ZM90 24V25H91ZM97 24V25H96ZM112 25V27H115V28H117V26H118V24L120 25L119 27V29H121V31L117 28V30H119L118 32L119 33H111L112 31H109V30H107V28H106V26L108 27V28H110V26L109 25ZM130 23H129V25L128 24H126V26H130L131 25ZM178 24V23H177ZM22 25V26H21ZM30 25V26H29ZM36 25L37 26H39V28H40V26L42 27V28H35L36 27ZM45 25V26H44ZM70 25V26H69ZM6 28H5V27ZM51 28H49V27ZM55 26H57V27H60L59 28V30L60 31H63L64 32V34H62V33H59L60 31L59 30H56V27ZM83 26V27H82ZM98 26H100V27H98ZM8 27H10V28H8ZM12 27H14V29L12 28ZM21 27H22V29H21ZM28 27V28H27ZM29 27H30V29H29ZM43 27L45 28V29H47V30H45V32H44V29H43ZM64 27H66V28H64ZM70 29H69V28ZM85 27V28H84ZM94 27V31H92L93 28ZM98 28V29H95V28ZM104 27V28H103ZM111 27V30H113V28ZM3 30H2V29ZM26 30H24V29ZM34 29V30H31V29ZM50 29V31L52 32V33H50L49 32V29ZM85 29V31H88V32H90V30L92 31L90 34L88 33V32H86V34H89V35H86L84 32V29ZM106 28V29H105ZM114 28V29H115ZM38 29V30H37ZM56 30V31H53V30ZM58 29V28H57ZM69 29V30H68ZM90 29V30H89ZM105 29V30H104ZM4 30H5V32H4ZM12 30H13V32H12ZM19 31V33H16V32H18ZM21 30V31H20ZM30 31V32H28V31ZM35 30H36V32H35ZM42 30V31H41ZM68 30V31H67ZM72 30V32H74V33H76V36H77V34H79V36H77V37H79L78 38V40L76 41V40H72L71 42H69L68 40H70V38L72 37V35H73V33L71 32V34L72 35H68V33H69V31H71ZM75 30V31H76ZM84 32H83V31ZM108 32H107V31ZM117 30H114L113 32H117ZM126 30H127V28H126ZM146 32H145V31ZM16 31V32H15ZM39 31V32H38ZM48 31V32H47ZM80 31H82L81 32V34H80ZM122 31H123V33H122ZM21 32H25L24 33V35H22L23 33H21ZM41 32H42V34H41ZM65 32H66V34H65ZM105 32V33H104ZM110 32V33H109ZM143 32H145V33H147L146 35H144L143 34ZM7 33V34H6ZM12 33H14L13 35H12ZM27 33V34H26ZM53 33H56L57 35H55V34H53ZM83 33V34H82ZM105 35H104V34ZM18 34V35H17ZM20 34L23 36V37H25V35H29V34H31V35H33V37H34V41L35 42H38V41H40V39H41V37H44V38H42V40H43V45H41V46H39V49H37V50H35V51H33L32 50V48H28V47H26V46H24V45H22L20 42H19V40H20V38L22 37H19L20 36ZM39 34L41 35V36H39ZM47 34V35H46ZM59 34H61L60 36H59ZM94 35V37H93V35ZM101 34H103V35H101ZM116 34H118V35H120V37L123 39H120L121 41H120V44H123L122 46L124 47L125 45H127L128 46V44H126L125 43V45H124V41L126 42L127 40V42H131L130 44L131 45H135V48L136 49H134V48H130L131 49V52L128 50V47H127V49H125V50H127V51H129V54H128V56H129V58H131V57H134V55L136 56L137 55V59L138 58H140V59H138V61H141L142 62V60L143 61H145V62H143L142 64H141V62H136V60H135V62H133L134 60L133 59H135V58H131L130 60H131V64H132V62H133V64H135L136 66H137V69H136V66L135 65H133V66H131V64H130V66H129V63L128 62H126L125 60H124V62H123V58H125L126 60L128 59L127 57V54H125V53H128L127 51L125 52V51H123V49H122V47L119 45V43H118V46H119V48H117V45H115V47L116 48H114V49H112L113 51L112 52H110V53H112V54H110V56H111V58L112 57H118V55H119V50L118 49H120V47H121V51L122 52H124V53H121L120 52V54H122L121 55V58H112V59H114V61L113 62H111V61H109L108 62V60H106V58L108 59L110 56H108L109 55V53L107 52V51H109V50H107L108 48H110V47H106L105 45H107L109 42H107V40H105L104 38H106L107 39V37L108 38H112V36H114V35H116ZM125 36H124V35ZM132 34V35H131ZM141 34H143L144 35V38H143V35H141ZM5 35V36H4ZM10 35V36H9ZM12 35V36H11ZM15 35V36H14ZM35 35V36H34ZM67 35V36H66ZM82 35H83V37H82ZM90 35H92V36H90ZM98 35V36H97ZM128 35V36H127ZM130 35V36H129ZM38 36V37H37ZM69 36V37H68ZM74 36V35H73ZM75 36V37H76ZM90 36V37H89ZM95 36H97V37H95ZM100 36H102V37H100ZM194 36V35H193ZM53 37L54 38H56V40H58V42H60L59 44L60 45H57V43H52V42H54V40H53ZM65 37V38H64ZM68 39H67V38ZM76 37V38H77ZM81 37L82 38H84V40L83 39H81ZM86 37H88V38H86ZM99 37V38H98ZM120 37H117V36H115L114 38H120ZM135 37V39H131V38H134ZM142 37V38H141ZM10 38H11V41H10ZM45 38H47V39H45ZM62 38V39H61ZM72 38H74V37H72ZM93 38H94V40H93ZM113 38V39H114ZM9 39V41H7ZM13 39V40H12ZM16 39V40H15ZM38 39V40H37ZM45 39V40H44ZM61 39V41H64V43L62 44L61 43V41H59ZM64 39V40H63ZM65 39H67L66 41H65ZM88 39H89V41H88ZM99 39V41H97ZM131 39V41H129ZM140 39V40H139ZM158 39V37L157 38H155L154 40L156 41V44L157 45H155V44H153V45H155L156 47L158 46V44H159V41L157 40ZM161 39V38H160ZM159 39V40H160ZM180 39H182L181 37H180ZM1 40V39H0ZM53 40V41H52ZM82 41V42H80V41ZM93 40V41H92ZM96 40V41H95ZM101 40V41H100ZM108 40H110V39H108ZM136 40V42H134V41ZM145 40V39H144ZM146 40H147V38H146ZM162 40V39H161ZM193 40H195V39H193ZM50 41V42H49ZM73 41H74V43L76 44H74L75 46H77V49H76V47H74V45L73 44H69V43H73ZM80 43H79V42ZM83 41H87L88 43H91V44H95V45H92V46H90V47H92L91 49H93V50H91L90 48H88L87 49V52H85L86 51V45H85V43H83ZM102 41H104V42H102ZM117 41H119V40H116L115 41V43L114 44H116V42ZM138 41V42H137ZM181 41V40H180ZM9 42H10V44H9ZM17 42V43H16ZM18 42H19V44H18ZM66 42V43H65ZM67 42H69V43H67ZM93 42V43H92ZM101 42V43H100ZM111 42V41H110ZM113 42V41H112ZM122 42V43H121ZM15 43V44H14ZM49 43V44H48ZM79 43V44H78ZM88 43H86V44H88ZM106 43V44H105ZM136 43H138L139 45H140V47H138L137 48V44ZM19 46H18V45ZM65 44H69L70 46H72V47H74V48H71L70 46H68V45H65ZM104 44V45H103ZM142 44V45H141ZM164 44V45H167L166 44V42H162V41H160V45L159 46H162V45ZM8 45V46H7ZM81 45V46H80ZM83 45V46H82ZM84 45H85V47H84ZM97 45H99L101 48H97ZM113 45V44H112ZM18 46V47H17ZM21 46V47H20ZM46 46V47H45ZM61 46V47H60ZM63 46H64V48H63ZM78 46H79V48H78ZM94 46V47H93ZM98 46V47H99ZM168 47H169V45H167ZM213 47H211V48H213V50H214V46L215 45H212ZM13 47V48H12ZM51 47V48H50ZM52 47H53V49H54V51H53V49H52ZM58 47V48H57ZM59 47H60V49H59ZM95 47H96V49H98V51H96V49H95ZM112 47H114V45L112 46ZM165 47V46H164ZM164 47H162V48H164ZM218 48L220 47L219 45L217 46ZM18 48V49H17ZM26 50V51H29V52H31V58L33 57V55H34V57L31 59V58H27L26 56L24 57L23 55H28V54H30L29 52H25L24 51V49ZM45 49V51H44V49ZM48 48V50L49 51H46V49ZM105 48H106V50H105ZM125 48V47H124ZM167 48V47H166ZM166 48H164V49H166ZM170 48V47H169ZM57 49L59 50V52L57 51ZM67 50V52H66V50ZM72 49L74 50V51H72ZM84 49H85V51H84ZM102 49H104L103 51H104V57H103V52L101 51ZM20 50H22V51H20ZM39 50H41V51H43L42 52V55L44 54V52H46L45 54H47V56L44 54V56H42L41 55V51H40V53H39ZM102 52V58H101V56H100V51ZM135 50L137 51L135 54H134V52H135ZM168 50V49H167ZM198 50V49H197ZM14 51H16V52H14ZM53 51V52H52ZM64 51H65V53H64ZM76 51H78V52H76ZM84 53V55H82V57H81V53ZM89 51V52H88ZM92 51V52H91ZM95 51L97 52V53H99V54H97V53H95ZM105 51H106V53H105ZM116 51L118 52L117 54H116ZM164 51V50H163ZM22 52H25L24 54L22 53ZM33 52V53H32ZM37 52V53H36ZM47 52H49V53H47ZM52 54H51V53ZM56 52V53H55ZM62 52V53H61ZM72 52V53H71ZM94 52V53H93ZM12 53H16L15 55L14 54H12ZM53 53H55V54H53ZM74 53V54H73ZM77 53V54H76ZM87 53V54H86ZM90 53V54H89ZM9 54V55H8ZM18 54H19V56L21 57L20 58V60H19V56H18ZM35 54H38L37 56L35 55ZM39 54L41 55L39 58H38V56H39ZM76 54V58H73V57H75L74 55ZM94 54H95V57H94ZM114 54H116V55H114ZM123 54H124V56H123ZM132 54V55H131ZM13 56V58L11 59V57ZM59 55V56H58ZM164 55V54H163ZM223 55V54H222ZM221 55V56H222ZM35 56H36V58H35ZM59 57V59H58V57ZM80 56L81 58L80 59H77L78 57ZM100 56V58H97V57H99ZM178 56H180V57H178ZM30 57V56H29ZM47 57V58H46ZM49 57V58H48ZM53 57V58H52ZM62 58V60H61V58ZM91 57V58H90ZM95 59H94V58ZM35 58V59H34ZM41 58V59H40ZM43 58H45V59H43ZM69 58V59H68ZM97 58V59H96ZM105 58V59H104ZM110 58V59H111ZM155 58H156V60H155ZM159 58V59H158ZM167 58H168V60H167ZM9 59H11V60H9ZM42 59L44 60L43 62H42ZM51 59H53V60H51ZM54 59H56V60H54ZM65 59H68V61L67 60H65ZM82 59V60H81ZM84 59V60H83ZM89 59H91V60H89ZM101 59V60H100ZM119 59V61H121L122 60V62H123V64H124V66L126 65V64H128V66L126 65V67L127 68H125L124 66V68L126 69H124V68H122V64L121 63H119V61H118V63L119 64H115V62L117 61ZM121 59V60H120ZM148 61H150V62H148ZM169 59H171L172 60V62L175 64H173V63H169L171 60H169ZM179 59H181V60H179ZM17 61V62H15V61ZM18 60H19V62L20 61H22V60H26V61H28L27 63H26V65H24V63L23 64H21L20 66L19 65H16V64H19V62H18ZM33 62H32V61ZM39 60V61H38ZM65 60V61H64ZM104 62H103V61ZM105 60H106V62H105ZM165 60H166V62H165ZM192 60V59H191ZM11 61V62H10ZM38 61V62H37ZM52 61V62H51ZM64 61V62H63ZM67 61V62H66ZM78 61H81V62H78ZM98 63H97V62ZM100 61V62H99ZM128 61V60H127ZM146 61L148 62L147 64H149L150 63V67L148 66V65H145L146 64ZM169 61V62H168ZM6 62H7V64H6ZM15 62V63H14ZM22 62H24V61H22ZM39 62H41V64L39 63ZM53 62H54V64H53ZM58 62V63H57ZM88 62V63H87ZM21 63V62H20ZM32 63H34V64H32ZM39 63V64H38ZM43 63H45V64H43ZM94 63V64H93ZM105 63V67H106V65H108L109 63H110V65H108L106 68H103L104 66H103V64ZM117 63V62H116ZM145 63V64H144ZM160 63V64H161ZM167 63H169V64H167ZM184 63V64H183ZM10 64V65H9ZM16 66V67H14V65ZM29 64V67L27 66ZM30 64H31V66H30ZM36 64H37V66H36ZM58 64V66H55V65H57ZM63 64H65V65H63ZM80 64H81V66H80ZM86 64V66H84L86 69H84V67H83V65H85ZM89 64H91V65H89ZM98 64V66H100V64H102L101 65V70L102 71H104L105 69H106V71H104V72H102L101 71V73H103V75H101L98 71H94V69L92 70V69H90V68H94L96 65ZM115 64V65H114ZM141 64V65H140ZM153 64V65H152ZM171 64V65H170ZM173 64V65H172ZM184 65V67L186 68V64H187V69H184L185 71H186V73H185V75L184 74H182L181 73V71L183 72L184 70H182V69H179L180 67V65ZM9 66V68H11L12 67V65H13V67H14V70L17 72H12V71H8V72H12V75L9 73H7V70H12L13 69V67H12V69H8V67L7 66ZM48 65V66H47ZM88 65V66H87ZM120 67H119V66ZM167 65V68L165 67ZM169 65V66H168ZM177 65V67H175ZM189 65V66H188ZM199 64H197V66L195 65V68L197 69V68H199L200 66H198ZM4 66H5V69H4ZM17 66L18 67H20V68H17ZM21 66H25L23 69L21 68ZM41 66V67H40ZM43 66V67H42ZM52 66H53V68H52ZM77 66V67H76ZM111 66L113 67V68H111ZM145 66V68H143ZM154 66V67H153ZM171 66V67H170ZM175 68H174V67ZM219 66V65H218ZM221 66H223V64L222 65H220V68H221ZM7 67V68H6ZM34 67H36V68H34ZM37 67H38V70L37 71H35V69H37ZM48 67V68H47ZM55 67V68H54ZM63 67V68H62ZM72 67V68H71ZM80 67H81V70H80ZM83 67V68H82ZM115 67H116V70H114L115 69ZM128 67L130 68H135V69H133L132 70V72H134L132 75L133 76H135L136 75V77H139V82H141L140 84H139V82H138V80H134V79H136V77L133 79L134 80V82L133 81H131V74H130V71H131V68L128 70ZM146 67H147V69H146ZM149 67V68H148ZM152 67V68H151ZM33 68V69H32ZM49 68H50V70H49ZM59 68V69H58ZM76 68H78V69H76ZM96 68H98V69H100V67H97L96 66ZM96 68H95V70H96ZM108 68V69H107ZM111 68V69H110ZM121 68V69H120ZM138 68L140 69V68H142L141 70H142V74H143V77H142V75L140 74V72H141V70H138ZM172 68H174V70L172 71L171 69ZM176 68H177V70H176ZM7 69V70H6ZM20 69V70H19ZM41 69H42V71H43V73H44V75H43V73H42V71H41ZM74 69H75V72H74ZM85 71H84V70ZM88 69V70H87ZM120 69V70H119ZM152 69V70H151ZM178 69L179 70H181V71H179L180 73H181V77H180V75H178ZM4 70H6V73L8 74V75H10V76H8L7 74L5 75V73H4ZM24 70V71H23ZM41 71V73H40V75H39V78H38V71ZM49 70V71H48ZM64 70V71H63ZM77 70V71H76ZM86 70H87V72H86ZM108 70H109V72L111 71L112 72V75L114 76L115 74H116V76H115V78L116 77H118V75H117V73L118 74H122V76H121V78L120 77H118V78H114L115 80H117V81H115L113 78H112V76H111V74L109 75V72H108ZM123 70V71H122ZM138 70V71H137ZM147 70V71H146ZM150 70V71H149ZM154 70V71H153ZM164 70V71H163ZM167 70V71H166ZM30 71H32V72H30ZM55 71V72H54ZM59 71V72H58ZM81 71H83V72H81ZM89 71H90V73H89ZM114 71L116 72V73H114ZM119 71V72H118ZM128 71H129V73H128ZM163 71V72H162ZM170 71V73H167V72H169ZM175 71V72H174ZM21 73V75L19 74V73ZM27 72H29L27 75H26V73ZM48 72V73H47ZM58 72V73H57ZM65 72L67 73V74H65ZM95 72H97V74L95 75V74H93V73H95ZM110 72V73H111ZM147 72H149V73H147ZM152 72H154V73H152ZM166 72V73H165ZM174 72V73H173ZM23 73V74H22ZM35 73V74H34ZM37 73V74H36ZM46 73V74H45ZM51 73H54V74H52V77H51ZM70 73V74H69ZM73 73H75V74H73ZM83 73V74H82ZM89 73V74H88ZM106 73L109 75L108 77H110V79L112 80H107L108 79V77L107 78H105L106 76ZM114 73V74H113ZM138 75H137V74ZM152 73V74H151ZM202 73H206V72H202ZM201 73V75H203ZM217 73V72H216ZM17 74H19L20 76V78H18V75ZM24 74L27 76H24ZM50 74V75H49ZM61 74V75H60ZM78 74V75H77ZM82 74V75H81ZM88 74V75H87ZM99 74L101 75V76H103L105 79L103 80V77H102V80H100L99 79ZM120 74V75H121ZM125 74V75H124ZM126 74H129V75H126ZM146 74H148L147 76H146ZM164 74V75H163ZM168 74V75H167ZM188 74V75H187ZM13 75H17V76H13ZM30 75H33V77L34 78H32V77H30ZM42 75V76H41ZM49 77H48V76ZM57 75H59V76H57ZM119 75V76H120ZM144 75H145V77H144ZM156 75V76H155ZM170 75H172V77L170 78V79H168V77L170 76ZM176 75H178V76H176ZM187 75V76H186ZM195 75V74H194ZM205 75V74H204ZM5 76V77H4ZM41 76V77H40ZM44 76V77H43ZM61 76V77H60ZM67 76V77H66ZM93 76V77H92ZM98 76V77H97ZM127 76V77H126ZM130 76V77H129ZM151 76V77H150ZM154 76V77H153ZM176 76V77H175ZM189 76V78L187 79V77ZM214 76H215V78H214ZM37 77V78H36ZM69 77H70V81H69ZM80 77V78H79ZM81 77H84L85 78V80L82 78L81 79ZM86 77H87V79H86ZM95 77L98 79H95ZM147 77V80L145 79ZM157 78V80H158V82H157V80H156V78ZM159 77V78H158ZM165 77V78H164ZM185 79H184V78ZM193 79H192V78ZM213 77V78H212ZM23 78V80L25 81V79H26V81L25 82H28V81H30L31 79V83L30 82H28L26 85H25V82H23V80H21ZM29 78H30V80H29ZM43 78V79H46V80H41V79ZM56 78H59V79H56ZM61 78V79H60ZM92 78V80H93V82H92V80L91 81H89L90 79ZM101 78V77H100ZM126 78H129V80L128 79H126ZM151 78H153L152 80H151ZM217 78H219L218 80H215V79H217ZM8 79V80H7ZM35 79V80H34ZM94 79H95V81H94ZM118 79H121V81L120 80H118ZM126 79V80H125ZM161 79V80H160ZM175 79H176V81H175ZM179 79H181L180 81H179ZM191 79V80H190ZM47 80H49L50 82H48ZM53 80H54V82H53ZM56 80H57V82H56ZM58 80H60V81H58ZM68 80V81H67ZM73 80V81H72ZM144 80V81H143ZM149 80V81H148ZM155 80V81H154ZM164 80V81H163ZM183 80V81H182ZM213 80H215V81H213ZM220 80H222V81H220ZM7 81V82H6ZM9 81H11L12 82V84H11V82H9ZM14 81V82H13ZM17 81V82H16ZM42 81V82H41ZM62 81V82H61ZM86 81V82H85ZM97 81V82H96ZM100 81V82H99ZM120 81V82H119ZM131 82L130 83V85H127V86H125L126 84V82H127V84H128V82ZM148 81V82H147ZM168 81V82H167ZM190 81V82H189ZM219 83H218V82ZM229 81V82H228ZM4 82V84L2 85V83ZM22 82V85H20V83ZM44 82H45V84H46V86H45V84H44ZM53 82V83H52ZM60 82V83H59ZM70 82V83H69ZM95 82V83H94ZM107 84H106V83ZM111 82V83H110ZM119 82V83H118ZM132 82H133V84H132ZM155 82V83H154ZM163 83V86H165L164 88H165V90H167V91H163L164 90V88L162 87V85H159L158 86V84H160V83ZM173 82H174V84H173ZM186 82L188 83V84H186ZM222 82H226L225 84H223ZM228 82V83H227ZM6 83H8L10 86H8V84H6ZM17 83V84H16ZM67 83V84H66ZM77 83V84H76ZM82 83V84H81ZM94 83V85H92V84ZM96 83H99V85H96ZM111 85H110V84ZM123 85H121V84ZM137 83V84H136ZM158 83V84H157ZM161 83V84H162ZM178 83L180 84L179 86H178ZM184 83V85L186 86V88H185V86H183L182 84ZM193 83V84H192ZM216 83L219 85V84H222V85H219V86H217L216 85ZM14 84H15V86H17V87H15L14 86ZM28 84H33V85H28ZM38 84V85H37ZM52 86H51V85ZM54 84V85H53ZM56 84H57V86H56ZM60 84V85H59ZM71 86H70V85ZM101 84H102V86H101ZM104 84V85H103ZM106 84V85H105ZM152 84V85H151ZM164 84H166V85H164ZM173 84V85H172ZM175 84H176V86H175ZM191 84V85H190ZM227 84V85H226ZM6 85V86H5ZM18 85H20V86H18ZM40 85H43V86H40ZM62 85V86H61ZM66 85V86H65ZM80 85V87H82V89H83V92H79V90L81 89V88H79L78 86ZM117 85V86H116ZM149 85H151V86H149ZM155 85V86H154ZM168 85V86H167ZM188 85V86H187ZM225 85V87H229L227 90H229V91H231V92H229V91H227V92H225L226 91V88L225 87H223ZM229 85V86H228ZM8 86V87H7ZM49 86V87H48ZM85 86V87H84ZM88 86V87H87ZM91 88H90V87ZM134 86H136V87H134ZM148 86V87H147ZM171 88H170V87ZM182 86V87H181ZM30 87V88H29ZM48 89H47V88ZM51 87V88H50ZM84 87V88H83ZM95 87V88H94ZM97 87H99L100 89H98ZM111 87V88H110ZM118 87H121V88H119L120 90L121 89H123V88H125V87H129L128 88V92H127V94L126 95H129V96H126L125 94H124V96L122 97V98H124L125 100H123V102H125V103H121V106L120 107H117V108H115V109H111V111H109L110 112V114H109V116H114V118L112 117H110V119H109V121H108V119L106 118V114H104V112H100L99 113V111H102L101 109H100V106L99 105H96L95 103H98V104H100V98H102V97H105L104 95H102L104 92L106 93V92H108V91H106V90H109V91H113V90H118V89H116V88ZM141 87V88H140ZM156 87V88H155ZM167 87V88H166ZM169 87V88H168ZM172 87H173V89H172ZM178 89H177V88ZM205 87H207V88H205ZM212 89H211V88ZM221 87V88H220ZM5 88H6V90H8L7 91V93H6V91H5ZM33 88V89H32ZM59 88V89H58ZM67 88V89H66ZM75 88H76V90H75ZM86 88V89H85ZM88 88V89H87ZM97 88V89H96ZM105 88H107V89H105ZM135 88H137V89H135ZM140 88V89H139ZM148 88H150V89H152V90H148ZM155 88V89H154ZM182 88V89H181ZM184 88V89H183ZM216 89V91H218V93H219V91H221V92H225V94L223 93V94H221V93H217L216 91H214L215 89ZM223 88H224V90H223ZM24 91H23V90ZM31 89V90H30ZM39 89H40V91H39ZM75 90V91H72V90ZM81 89V90H82ZM97 90V92H98V94L100 95H98L97 94V92H96V90ZM157 89V90H156ZM170 89V90H169ZM177 89V90H176ZM179 89H181V90H179ZM219 89V90H218ZM22 90V93L21 92H19V91H21ZM38 90V91H37ZM46 90V91H45ZM50 90H52V91H50ZM57 93V95H56V93L54 92V91ZM90 90V91H89ZM120 90H118V91H120ZM130 90V91H129ZM131 90H133V91H131ZM136 90V91H135ZM156 90V91H155ZM173 90V91H172ZM176 90V91H175ZM178 90H179V92H178ZM183 90H185V91H183ZM16 93H15V92ZM44 91H45V93H44ZM72 93H71V92ZM78 91V92H77ZM85 91H86V94H85ZM93 91V92H92ZM141 91V92H140ZM149 91H150V93H149ZM151 91H153L154 93H153V95H151V97H152V99H150V100H148L147 101V99L148 98H151V97H149L150 96V94H152V92ZM158 91V92H157ZM170 93H169V92ZM25 92V93H24ZM41 92V93H40ZM52 92V93H51ZM74 92V93H73ZM91 92V93H90ZM100 92L102 93V94H100ZM134 92H135V95H136V98H135V95H134ZM163 93V97L160 95V93ZM164 92H165V94H164ZM177 92V93H176ZM182 92V93H181ZM185 92H186V95H185ZM5 93V94H4ZM11 95H13V96H11ZM14 93H15V96H14ZM18 93V94H17ZM27 93H29V94H27ZM31 93V94H30ZM35 93H38L37 94V96H35L36 94ZM43 93V94H42ZM79 93V94H78ZM137 93V94H136ZM140 93V94H139ZM159 93V94H158ZM161 93V94H162ZM167 93H169L168 95H167ZM213 93V94H212ZM20 94H23V95H20ZM34 94V95H33ZM41 94V95H40ZM51 94V95H50ZM63 94V96H61ZM68 96H67V95ZM76 94V95H75ZM94 94V95H93ZM145 96V98L143 99V96ZM145 94V95H144ZM181 94V95H180ZM27 95H29L28 97H26ZM50 95V96H49ZM59 95V96H58ZM72 95V96H71ZM82 95L84 96V97H82ZM134 97H132V96ZM166 95V96H165ZM169 95H171V97L169 96ZM214 95V96H213ZM224 95V96H223ZM230 95V96H229ZM4 98H3V97ZM8 96V97H7ZM10 96V97H9ZM17 96V97H16ZM21 98H20V97ZM24 96V97H23ZM45 96V97H44ZM53 96V97H52ZM62 98H61V97ZM126 96V97H125ZM155 98H154V97ZM175 96V97H174ZM178 96V97H177ZM187 96V97H186ZM210 96H211V98H210ZM217 96H219V97H217ZM228 96V97H227ZM32 97V98H31ZM35 97V98H34ZM68 97V98H67ZM82 97V98H81ZM89 97H91V98H89ZM93 97V98H92ZM128 97V98H127ZM131 97V98H130ZM223 97V98H222ZM225 97H227L228 98V100H225L224 98ZM7 98V99H6ZM24 98V99H23ZM51 98V99H50ZM53 98H55V99H53ZM98 98V99H97ZM106 98V97H105ZM154 98V99H153ZM159 98V99H158ZM164 98V100L162 101V99ZM175 98V99H174ZM186 98V99H185ZM222 98V99H221ZM9 99H11V100H9ZM23 99V102L21 101ZM26 99V100H25ZM37 101H36V100ZM40 99H42V102L44 103V102H46V104H43L42 102H41V100ZM62 99V100H61ZM78 99H79V101H78ZM81 99H83V101L81 100ZM87 99V100H86ZM90 99V100H89ZM109 99H110V101H109V103H108V101L106 100H104L105 102H107V104H106V107H109L111 104H112V101H113V99L111 98V97H109ZM108 99V100H109ZM112 99V100H111ZM126 99H127V101H126ZM129 99H131V101L129 100ZM132 99H134V100H132ZM158 99V100H157ZM210 99H211V102H210ZM8 102H7V101ZM17 100V101H16ZM34 100V101H33ZM39 100V101H38ZM67 100V101H66ZM92 100V102H90ZM96 100V101H95ZM97 100H98V102H97ZM157 100V101H156ZM170 100V101H169ZM175 100H177L176 102H175ZM183 102H182V101ZM213 100V101H212ZM216 100H217V102H216ZM219 100H220V102H219ZM255 100V99H254ZM19 101V102H18ZM26 103H25V102ZM35 102L34 104H33V102ZM70 101V102H69ZM78 101V102H77ZM82 101V102H81ZM155 101V102H154ZM175 103H174V102ZM215 101V102H214ZM28 102V103H27ZM49 102V103H48ZM75 102V103H74ZM83 102H85V104L87 105V103H88V105L86 106ZM87 102V103H86ZM95 102V103H94ZM111 102V103H110ZM127 102V103H126ZM141 102V103H140ZM159 102V103H158ZM164 102H165V104H164ZM166 102L168 103V104H166ZM181 102V104H179ZM210 102V103H209ZM213 102V103H212ZM221 102H222V104H221ZM230 102V103H229ZM21 103H23L22 105H21ZM53 103V104H52ZM63 103V104H62ZM70 103V104H69ZM138 104L137 105V108H136V105L134 106L133 104ZM184 103V104H183ZM219 103V104H218ZM237 103V102H236ZM257 103V102H256ZM20 104V105H19ZM52 104V105H51ZM56 104V105H55ZM65 104H67V105H65ZM74 104V105H73ZM83 104V105H82ZM90 104V105H89ZM92 104V105H91ZM93 104H95V105H93ZM110 104V105H109ZM126 104V105H125ZM127 104H131L130 106L129 105H127ZM160 104V105H159ZM164 104V105H163ZM211 104H213V105H211ZM214 104H215V107H214ZM217 104V105H216ZM224 104H226V108H225V106H224ZM228 104H229V106L231 105V108H232V104H233V108L231 109V110H226V109H229L228 108ZM236 106H235V105ZM238 104V103H237ZM13 105H15L16 106V108H14V106ZM25 106V108H24V106ZM30 105V106H29ZM41 105H42V108H41ZM45 105H49V106H47V108L48 109H46V106ZM69 105V106H68ZM125 105V106H124ZM158 106L159 107V109H155L154 108V106ZM165 105H167V108H169V106H170V111H171V113H170V111H169V109H168V111L169 112H166L167 110V108H165ZM171 105H173L172 106V108L173 109H175L174 108V106L176 105V109H175V111L173 110L172 111V109H171ZM180 105V106H179ZM184 105V106H183ZM208 105V106H207ZM223 106V109H222V106ZM243 106V110L241 109L242 108V106ZM0 106H3L2 104L0 105ZM12 106H13V108L14 109H12ZM21 106H22V108H21ZM43 106H45V108H43ZM52 106H53V108H52ZM62 106H63V108H62ZM75 106H76V109H75ZM79 106H80V108H79ZM96 106H97V108H96ZM127 106H129V108H127ZM156 106V107H157ZM162 106H164V108L162 109ZM219 106H221V109L223 110H221L220 108H219ZM148 107V106H147ZM219 108V111H221L220 113H222L223 114V116H222V114H219V112L218 111H216V115L214 114V112H215V110H217L216 108ZM40 108V109H39ZM52 108V109H51ZM82 108V109H81ZM85 108V109H84ZM96 108V109H95ZM120 108H123L125 111H126V113H125V111H122ZM136 109V112H135V109ZM193 109L192 110V112L190 111L191 109ZM195 108V109H194ZM208 108V109H207ZM209 108H213L214 110H212L211 111V109H209ZM240 108V109H239ZM28 109H30V110H28ZM32 109H34V110H32ZM84 109V110H83ZM90 109V110H89ZM153 109V110H152ZM155 109V110H154ZM162 111H161V110ZM177 109H178V112H177ZM187 109H190V110H187ZM236 109V110H235ZM15 110V111H14ZM28 110V111H27ZM38 110L39 111H41V112H39V113H37L38 112ZM86 110H88V112L90 113V114H93V112L92 111H94V113H97V114H95L94 115V117H93V119H94V121L95 122H93V120H90V119H92V117H90V116H92V115H90V114H86ZM98 111V112H96V111ZM152 110V111H151ZM160 110V111H159ZM166 110V111H165ZM180 110V111H179ZM184 110V111H183ZM225 110H226V113H224L225 112ZM232 110H234V111H239V113H238V111H237V113L235 112V114L233 113L234 111H232ZM246 110V111H245ZM11 112V114H10V112ZM15 113H17V114H15ZM27 111V112H26ZM46 111V112H45ZM64 111H65V113H64ZM71 111V112H70ZM121 111V112H120ZM140 111H141V113H140ZM153 111H154V113L158 116H153L152 114H153ZM156 111H158L157 113H156ZM185 111H187L186 113H184ZM196 111V112H195ZM227 111H228V114H227ZM240 111H244L243 113L242 112H240ZM253 111H255L256 113L254 114L253 113ZM9 112V113H8ZM36 112V113H35ZM43 112V113H42ZM49 112H50V114H49ZM117 112V114H115ZM120 112V113H119ZM134 112V113H133ZM179 112H181V114L179 113ZM188 112H189V114L191 115V116H189V114H188ZM246 112V113H245ZM8 113V114H7ZM20 113V114H19ZM32 113H34V114H32ZM73 113V114H72ZM81 113V114H80ZM112 113V114H111ZM137 113H140V114H137ZM159 113H161V116L159 115ZM195 113H196V115H195ZM201 113V114H200ZM231 113V114H230ZM233 113V114H232ZM14 114V115H13ZM19 114V115H18ZM25 115V116H23V115ZM29 114H31V116L29 115ZM43 114V115H42ZM47 114H48V116H47ZM57 114H60V115H57ZM63 114H65V115H63ZM102 114H104V115H102ZM108 114H107V116H108ZM114 114V115H113ZM119 114V115H118ZM154 114V115H155ZM170 114H171V116H170ZM177 114H179L178 116H177ZM215 116H218V117H213L214 115ZM220 116H219V115ZM225 114V115H224ZM240 114H241V116H240ZM16 115V116H15ZM50 115V116H49ZM54 115H56V116H54ZM70 115V116H69ZM74 115V116H73ZM86 115H87V117H86ZM89 115V116H88ZM116 115H118L119 117H121V120H122V123L119 121V117H118V121H116V119L115 118H117L116 117ZM142 115V114H141ZM150 115H151V117H150ZM163 115H165V116H163ZM166 115H168V117L166 116ZM175 115V116H174ZM182 115H183V117H182ZM185 115V116H184ZM195 117H194V116ZM199 115V116H198ZM233 115L235 116H237L238 118H236V117H233ZM244 115H246V117L245 118H243V119H245L244 121L243 120H241L240 118L241 117H243ZM254 115V116H253ZM12 116L13 117H16V118H12ZM31 118H30V117ZM34 116V117H33ZM35 116H37V117H35ZM43 116H44V118H43ZM53 116V117H52ZM59 116V117H58ZM190 117V118H194V119H191V120H193V121H191V123H188L187 121H184V120H189L188 119V117ZM193 116V117H192ZM196 116H198V119L201 121V122H206L207 124H208V126H205V124L206 123H203V126H205V128H206V130L203 128V126H199L198 124H197V121H198V119L196 120ZM206 118V117H208V119L207 120H205L204 118ZM206 116V117H205ZM225 116H226V120H224V121H227L226 123H224V121H222L223 120V118L222 117H224V119H225ZM247 116H249V117H247ZM8 117V118H7ZM17 117H19L18 119H17ZM56 117H57V119H56ZM86 117V118H85ZM95 117H97L96 119H95ZM100 117H102V118H100ZM136 117V116H135ZM162 117L164 118V119H162ZM180 117H182L184 120H182L181 121V119H180ZM186 119H185V118ZM200 117V118H199ZM232 117L236 120V119H238V122L237 121H235L234 119H232ZM240 117V118H239ZM255 117V118H254ZM24 118V119H23ZM75 118H78V119H75ZM123 118V119H122ZM154 118H159V119H161V121L162 120H164V121H162V122H164V123H159V124H157V123H155L154 122ZM165 118H166V121L168 120V122L166 123V121H165ZM167 118H169V119H167ZM172 118H175V119H173V121L171 120ZM210 118H211V120H210ZM216 118V119H215ZM220 118H222V119H220ZM228 118H231V119H228ZM7 119V120H6ZM15 119H17V120H15ZM26 119V120H25ZM35 119V120H34ZM42 119H44V120H42ZM79 119H80V121H79ZM86 121H85V120ZM97 119H98V121H99V119H101L100 121H102L103 123H104V120L103 119H105V127H104V125L102 124V122L100 123V122H98V124H97ZM115 119V122H116V126H114V124H113V120ZM132 119V118H131ZM178 119H180V120H178ZM203 121H202V120ZM215 119V120H214ZM217 119H219V122H218V120ZM240 119V120H239ZM11 120V122L9 123V121ZM22 120H24V122L22 121ZM32 120V121H31ZM169 120H171L170 122H174L176 125H178L177 127L175 126V124H169L170 126L171 125H173L174 127H172L171 126V128H170V126L169 125H166V124H168V123H170L169 122ZM179 122V124H178V122ZM196 120V122L195 123H192V122H194ZM212 120H213V123L214 122H216V123H214V126L211 124V122H212ZM229 120V121H228ZM235 122H234V121ZM8 121V122H7ZM30 121V123H28ZM45 121V122H44ZM48 121H51V122H48ZM76 121V122H75ZM108 121V122H107ZM112 121V122H111ZM180 121H181V123H180ZM239 121H241V122H239ZM251 121V120H250ZM256 121H257V119H256ZM256 121H254L253 123H255ZM41 123L42 122V124H39V123ZM44 122V123H43ZM73 122V123H72ZM119 124H118V123ZM150 122V123H149ZM177 122V123H176ZM199 122V121H198ZM228 122H230V123H228ZM237 122V123H236ZM23 123L28 127H26L25 125H23ZM26 123H28V124H26ZM31 123H33V125L31 124ZM45 123H47V124H45ZM51 123H53V124H51ZM70 123V124H69ZM78 123V124H77ZM82 123V124H81ZM91 123V124H90ZM100 123V124H99ZM121 123V124H120ZM154 123V124H153ZM241 123V124H240ZM245 123L248 125L249 124V126L247 127V126H244L245 125ZM15 124H18L17 126L15 125ZM38 124V125H37ZM51 124V125H50ZM75 124V125H74ZM88 124H90V125H88ZM93 124V125H92ZM102 124V125H101ZM110 124V125H109ZM118 124V125H117ZM156 124H157V126H156ZM161 124H164V127H165V129H164V127L162 128V125ZM181 124V125H180ZM186 124L188 125V126H186ZM195 124V125H194ZM202 124V123H201ZM212 125V127H211V129H210V127H209V125ZM237 124H239L238 126H241L242 128H244V127H246V128H250V126L251 125H253L252 126V131H251V129H245L244 128V131H248V130H250V131H248V133L247 132H245L247 135H249V136H245V133H244V131H243V129H242V131L240 130L241 129V127H238L237 126ZM242 124H243V126H242ZM258 123H256V125H257ZM5 125V126H4ZM12 125V129H11V127H10V129L8 130L7 128L9 127V126H11ZM15 125V126H14ZM37 125V126H36ZM50 125V126H49ZM77 125V126H76ZM78 125H81V126H78ZM95 127L96 126V128H94V129H96V130H94L93 129V127ZM98 125H101L100 127H103V128H100ZM166 125V126H165ZM216 125V126H215ZM236 125V126H235ZM6 126H8V127H6ZM33 126V127H32ZM35 126V127H34ZM69 126V127H68ZM100 128H98V127ZM110 126V127H109ZM120 126V128H116V127H119ZM167 126H169V127H167ZM181 126V127H180ZM186 126V127H185ZM196 126V127H195ZM38 127V128H37ZM52 127H53V129H52ZM57 127V128H56ZM176 127V128H175ZM222 127V126H221ZM237 127V128H236ZM253 127H255V128H253ZM48 128H51L50 130L48 129ZM98 128V129H97ZM122 128V130L120 131V129ZM170 128V129H169ZM197 128H199V129H197ZM38 129H40V130H38ZM45 129V130H44ZM55 129L56 130H60V131H63V129H64V131L63 132H60V131H56V134L55 133H53L54 131H55ZM67 129V130H66ZM73 129V130H72ZM151 129H149V130H151ZM167 129H166V131H167ZM191 129V130H190ZM192 129H193V131H192ZM195 129H197V130H195ZM208 129V130H207ZM210 129V130H209ZM237 129V130H236ZM38 130V131H37ZM52 130V131H51ZM75 130V131H74ZM94 130V131H93ZM118 130L121 132V133H118ZM152 130V131H153ZM231 130H233V131H231ZM257 130V132H254V131H256ZM11 131V132H10ZM17 131H16V133H17ZM67 131H68V133H67ZM170 131V132H171ZM195 131H197V132H195ZM220 131V135L222 134V132ZM8 132H10V133H8ZM50 132V133H49ZM71 132H73V133H71ZM123 132V133H122ZM173 132H171V133H173ZM178 131H177V133H179ZM192 132V133H191ZM51 133H53V135H57V138H58V140L59 141H55V140H57V139H54L55 137H51ZM194 133L192 134V135H194ZM200 133V134H199ZM240 133H241V135H240ZM242 133H244V134H242ZM255 133H257V135L255 134ZM4 134H2V135H4ZM48 134V135H47ZM65 134V135H64ZM204 134V133H203ZM206 134H208V135H205L204 134V136H203V138H205V139H207V137H208V139H210V138H212V139H210V141H212L213 139H216V138H218L220 135H218L217 137H215V138H213V137H211V135L213 136V134H209V133H206ZM222 134V135H223ZM231 134H229L230 135V137H231ZM253 134V135H252ZM6 135V136H7ZM10 135H8L7 137L6 136H4L6 139L5 140H8V137H10ZM11 135V136H12ZM197 135V136H198ZM214 135H216V134H214ZM229 135H223L225 138H227V136H229ZM250 135L253 137V139L255 140H252V138L250 137ZM259 135V136H258ZM207 136V137H206ZM244 136V137H243ZM254 136H255V138H254ZM258 136V137H257ZM200 137H202V134H201V136ZM210 137V138H209ZM224 137L222 138V140L220 141V140H218V142H222L221 144H224L223 143V140H225L224 139ZM220 138V137H219ZM249 138H250V141H249ZM256 138H257V140H256ZM207 139V140H208ZM228 139H232V138H227V140ZM71 140H73L74 141V139H72V137H70L69 138V141H70V143L71 144H75V143H72L73 141H71ZM229 140V141H230ZM238 140H241V141H243V142H241V141H238ZM36 141V140H35ZM40 141V140H39ZM69 141H67V142H69ZM214 141V140H213ZM234 141H233V143L232 144H234ZM249 143H254L253 145L254 146H252L251 144H249ZM251 141H253V142H251ZM42 142V141H41ZM64 142V141H63ZM146 142L148 143V141L146 140ZM215 142H216V140H215ZM217 142V143H218ZM245 142V143H244ZM257 142H258V145H257ZM69 143V144H70ZM147 143H141V146L142 147H144L145 145L144 144H146L147 145ZM149 143H150V141H149ZM241 143L243 144V145H241ZM248 143V144H247ZM62 144V143H61ZM64 144V143H63ZM144 146H143V145ZM245 144H247V145H245ZM67 145V144H66ZM66 145H64V146H66ZM63 146V145H62ZM69 146V145H68ZM148 146H149V144H148ZM220 147H221V145H219ZM222 146H225V149L227 148L228 149V146L226 147V145L224 144V145H222ZM230 146V147H231ZM247 146V147H246ZM256 146V147H255ZM147 147V146H146ZM146 147H144L143 149H146ZM180 147H190V148H195V149H198V150H200V151H202L203 153H205L203 150H201V149H199V148H197V147H191V146H180ZM69 148V147H68ZM68 148H66V150H65V152L66 151H68L67 153H69L68 155H65V156H67V158H69L70 157V155L72 154V152H73V150H72V148H74V146L73 147H71L70 146V148L68 149ZM149 148H151V146H149ZM149 148H147L148 150H146L145 152L143 151V155H144V157H145V159H147V160H149L151 157H152V155L153 154H150V152H152L153 150H152V148L151 149H149ZM178 148V147H177ZM233 148H235V149H233ZM246 148H248L247 150H245ZM251 148H253L254 150L252 151V149ZM256 148V149H255ZM258 148V149H257ZM222 149H223V147H222ZM226 149V150H227ZM230 149V148H229ZM69 150H71V151H69ZM151 150V151H150ZM224 150V149H223ZM225 150V151H226ZM236 150H237V152H236ZM221 151V150H220ZM225 151H222L221 153H225ZM246 151H248V153L246 152ZM251 151V152H250ZM226 152H229V151H226ZM67 153H65V154H67ZM148 153V154H147ZM235 153V154H234ZM245 153V154H244ZM249 155L248 156V158H247V154ZM253 153V157L251 158L250 156H251V154ZM205 154H207V153H205ZM229 154V153H228ZM228 154H227V156H228ZM231 154V153H230ZM208 155V154H207ZM239 155V156H238ZM210 156V155H209ZM211 157V156H210ZM212 158V157H211ZM227 158V157H226ZM234 158V159H233ZM244 158V159H243ZM247 158V159H246ZM213 159V158H212ZM230 158H228V160H229ZM234 160V161H233ZM213 161H215L214 159H213ZM245 161H243L241 164L242 165H244L245 163H247V162H245ZM238 162V163H237ZM250 162H248V163H250ZM215 163H216V161H215ZM231 163V166H233V164ZM217 164V163H216ZM218 165V164H217ZM238 166H240V164L238 165ZM219 167V166H218ZM219 169H220V167H219ZM242 170H244V169H242ZM220 172H221V170H220ZM237 172H239V173H242V174H246L247 172L245 171V172H243V171H241V169L239 170V171H237ZM221 177H222V174H221ZM223 177H222V189H221V194H220V196H219V199H218V201H217V203H216V205H215V207L212 209V211L209 213V214H207L205 217H203L201 220H199V221H204V220H206L207 222L206 223H209L210 221H211V223H213L212 225H213V227H215L216 226V222H218V224L220 223L221 224V219H224V215L226 214L225 212L226 211H223V210H219V209H223L224 208V206H223V204L225 205V202H224V198H222V197H224L223 196V194H224V186H223ZM223 200V201H222ZM56 202V201H55ZM54 202V203H55ZM223 202V203H222ZM54 203L50 206V207H52L53 205H54ZM222 203V204H221ZM220 204V205H219ZM61 206H62V208H63V211H61V213H63V215L65 216V213H67V215H66V217L65 218H67V219H65L64 217H63V219L64 220H66V221H69V222H67V223H65L64 222V225H63V221H62V218H61V220L59 221V217H57L56 216V214H55V216L56 217H54L53 219H52V221L48 224V225H51L50 227H54V230H55V234H56V237L57 238H59L60 240H58V243L55 245H47V246H45V248H46V252H48V254L47 255H45V256H43V257H38V258H35V260H33L34 262H35V264H103L102 262H100L99 260L101 259V255H98L95 251H90V252H85V251H82L81 252V250H79L81 247H82V244H83V242H81V240L80 241H78V242H75L74 240H72V241H70L69 243L67 242V239H68V235H69V230H71V228H72V223H70V221H72L73 223H76L77 221H78V218H75V216L74 215H72V214H70L69 212H68V207H67V205H66V203H64V202H62L61 203ZM222 206V207H221ZM49 207V208H50ZM49 208H47V209H49ZM66 208H67V211H64V210H66ZM46 209V210H47ZM141 211V212H140ZM218 211H220V213H217ZM222 211V212H221ZM59 212V211H58ZM132 212V211H131ZM131 212H130V214H129V216H130V218H129V220H128V224H131V225H135V227L134 228H132L131 229V235L132 236H136V237H139L140 239H141V241L144 243L146 240H145V232L147 231V229H149L153 224H156V225H158L159 226V224L164 220V218L163 217H161L160 215H158V214H156L155 213V211L153 210V207H152V205H151V203L148 201V200H145L142 204H140V206L137 208V210L134 212V213H132V215H131ZM138 212V213H137ZM144 214V216H143V214ZM153 213V214H152ZM216 213V214H215ZM224 213V215H222V214ZM142 214V215H141ZM222 216H221V215ZM70 215H72V217H71V219H70ZM136 215V216H135ZM139 215V216H138ZM219 218V220L217 219V217ZM59 216H60V213H59ZM74 216V217H73ZM143 216V217H142ZM134 217V218H133ZM140 217V218H139ZM146 217V218H145ZM213 217V218H212ZM221 217V218H220ZM131 218H133V219H131ZM142 218V219H141ZM214 218H216V219H214ZM136 219V220H135ZM148 219V220H147ZM215 220H216V222H215ZM226 221L228 220V219H225ZM55 221H57V223L55 224L54 222ZM58 221H59V224L61 223V225H59L58 224ZM62 221V222H61ZM140 221V222H139ZM215 223H214V222ZM223 222H222V224L221 225H224V220H222ZM68 223H70L69 225H68ZM136 223V224H135ZM144 223V224H143ZM55 224V225H54ZM144 226H143V225ZM218 224H217V226L215 227V228H217L216 229V233H217V231H218V233H219V230H221L222 228H224L223 226H222V228H221V226L220 227H218ZM58 225V226H57ZM68 225V227H65V226H67ZM140 225H142V226H140ZM62 227V228H61ZM64 227H65V229H66V231H65V229H64ZM60 228V229H59ZM69 228V229H68ZM218 228H220L219 230H218ZM226 228H230L229 226L227 227L226 226ZM58 229V230H57ZM64 229V230H63ZM68 229V230H67ZM225 229V228H224ZM231 229V228H230ZM229 229V230H230ZM65 231V232H64ZM137 231V232H136ZM140 231V232H139ZM228 231V230H227ZM220 232H223V230L222 231H220ZM226 232V231H225ZM224 232V233H225ZM200 233V232H199ZM213 233H215V232H213ZM229 235H231V237L232 238H234V234H232L231 232H227ZM63 234V235H62ZM222 234V233H221ZM218 235V241H219V243L221 244V242H220V239L221 238H223V237H221V235H220V233L219 234H217ZM223 235V234H222ZM224 235H226V234H224ZM220 236V237H219ZM228 236V235H227ZM224 237H226V236H224ZM230 237V238H231ZM227 238H229V237H227ZM226 238V239H227ZM229 238V239H230ZM205 239L208 241V243L210 244V246H211V248L213 249V251L215 252V254H216V249L213 247V245H212V243L205 237ZM225 239V240H226ZM224 241V240H223ZM222 241V242H223ZM227 241H228V239L225 241V242H223L224 244L225 243H227ZM233 241H234V239H233ZM64 242V243H63ZM229 242H231V240H229ZM228 242V244L227 245H229L230 244V246H232V244L231 243H229ZM223 244V245H224ZM36 245H38L39 246V244H36ZM227 245H226V247H227ZM221 246V247H220ZM230 246H228L229 247V249L231 248ZM219 247L223 250V249H225V247L223 248L222 247V245H219ZM227 247V248H228ZM67 249V250H66ZM229 249H225L226 251H227V253H228V255H229ZM25 250H26V247H23V246H16V247H8L7 245H5V244H3L2 243V241H1V234H0V264H21V263H23V261L25 260L24 258L27 256V254H26V252H25ZM231 251V250H230ZM66 252V253H65ZM57 253V254H56ZM225 254V253H224ZM57 255V256H56ZM227 254H225V256H226ZM103 257H104V255H103ZM57 258V259H56ZM65 259V260H64ZM103 261L104 262H107L108 261V257H106L105 259H103ZM34 264V263H33Z\"/></svg>",
	"mask_w": 264,
	"mask_h": 264
},
{
	"label": "crops",
	"instance_id": "obj_3",
	"mask_svg": "<svg viewBox=\"0 0 264 264\" xmlns=\"http://www.w3.org/2000/svg\"><path fill=\"white\" fill-rule=\"evenodd\" d=\"M54 156L48 147L31 139L0 147V207L14 215H35L49 208L63 191L83 215L109 221L125 216L139 201L143 173L123 149L108 144L88 147L71 161L66 175ZM221 189L218 165L190 147L161 155L150 170L147 186L149 199L159 212L184 223L209 214ZM144 264H217V258L201 233L173 227L150 242Z\"/></svg>",
	"mask_w": 264,
	"mask_h": 264
}]
</instances>
